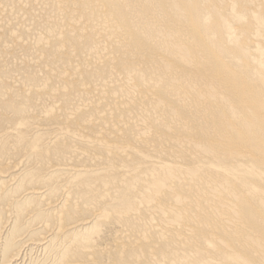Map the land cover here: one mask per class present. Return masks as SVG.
Instances as JSON below:
<instances>
[{"label":"rangeland","instance_id":"1","mask_svg":"<svg viewBox=\"0 0 264 264\" xmlns=\"http://www.w3.org/2000/svg\"><path fill=\"white\" fill-rule=\"evenodd\" d=\"M76 1L79 2L80 0H76ZM259 1L264 2V0H259ZM95 2H98V3L95 4ZM0 3L2 4L0 6L2 8H4V12H5V13L4 12L0 13V193L2 194L0 196V250H3V251H0V264H18V263L19 264H61L62 261H63L62 262L63 264H72V262L69 260L73 261L74 259H76V260L73 261V264H77V263L79 264V262H80V264H118V262L120 260L121 261L119 262V264H138L137 259H138V262L140 261L139 264H187V263L188 264H196L197 259H198L197 263L206 261V264H207L208 262H211L210 261L211 258L212 259L214 258L213 261L215 260V262H213V263L211 262L210 264L219 263L220 261L221 262L219 264H221V263L222 264H232V263H227L224 260H222L223 258H225L226 255L222 256L223 257L222 258L221 255L220 256L215 255L214 257H210L208 254H205L206 250L204 248L207 246L206 238H210L211 236L205 234L206 235L205 240H203L204 237H202L203 239L202 238L198 239V236L196 237L197 231L201 230V231H205V233H208L209 230H207L206 227L208 228V226H209L208 229H211L210 233L211 232L213 233L217 230L219 232V234L223 237V239L228 240L229 237L233 236L232 232H233L234 228L238 225V223H239V225L244 223V221H245V219H243L244 216H245V218L247 217L248 220H251L254 213L261 212L262 216L264 217V210H262L261 206L258 203L260 198L258 196H255L256 194H254V189L256 187H259L256 190L262 189L264 187H261V185L257 184V182L259 180V178H258L259 172H257L258 167L255 164H251V165L247 166L248 167L247 170H243L239 167L238 164H235V162L232 161V159H229L228 157L222 158V156H219V155L215 156L212 153H211L212 156L210 153H207V155L205 154L206 155L205 156L204 155L205 152L203 150H202L203 153H202V151L201 152L198 151L201 149H199V147L197 148L196 144H195V146L197 149H195L194 144H192L194 142L190 141L192 139L188 135H192V137L197 136L198 138H200L202 136L207 135V130H208L209 134L212 131V129L210 128L211 126L206 125L205 121L200 119L201 120V122H200V120L195 119L198 117L201 118L200 116H202V115L200 113H198V115H197V113L195 111V108H197L196 107L197 105H195L196 104L195 101L197 100L196 99L197 95L194 92V90H196V88H194L193 84L196 83L197 85L195 87L198 88L199 84H201L202 80L205 79V80H207V82H211L214 86L218 87L219 82H218L217 78H215L214 72L211 68L213 66V63L212 62L204 63V62L200 61L202 64L199 67L195 66V68L192 69V71H193L192 72L190 70L191 67H188L187 63L181 62V57H178L180 54L177 56V54L179 53L178 51H177L178 53L173 52L170 50L171 48H169V50H167V48L164 47L162 44L163 52L159 56H161V59L164 60V63L162 62L163 64L157 63L158 66L155 68L146 66V64H144V63L141 65V63L144 61L145 55L136 54V55H134L135 57L134 56L129 57L130 58V62L128 64L129 66H127V65L119 66L117 63H119L124 58H126V56H124L126 54L123 50V47L126 44H130L132 41V38H131V34L125 33V31H123V29H121L122 32L120 30H114V32H106L105 31V27L103 25V22H107V18H106V16H104V12L109 9V4H108V2H106V0H94V2H93L94 5L92 7L86 8V10L85 9L84 10L79 9L77 6L74 5V3L71 0H57V1H55V0H0ZM99 3L101 5L103 4V6L101 8L104 11L100 10L99 6H97V4H99ZM59 4H61L63 6L64 11L59 10V7H58ZM5 5H6V7H5ZM44 7H45V9H44ZM151 7H152V4H150V3L145 7L144 11H147L150 13V15L146 18H150V19L153 17L157 18V15L151 14V12H150ZM10 12H11V15L9 14ZM1 14H3V15L1 16ZM159 16H161V13ZM57 18L59 20H57ZM54 19H55V21H54ZM70 20H72V22H74L73 20H75V24L70 22ZM130 21H131V19L129 18L128 23ZM144 21H145V19H144ZM78 24H79V26H78ZM244 25H245L244 27L248 26L246 23ZM73 26H75V28H73L74 31H76V32L80 31V33H86V34H82L81 36L78 35V36H76V38H75V36H73V39H79L81 43L83 42L82 43L83 48L82 47L78 48L77 47L78 44L77 45L75 44L76 40L70 39L68 37V36H70V34L67 33L68 31L66 28L73 27ZM236 27H237V29L240 28V26H236ZM93 28H94V30L96 28V30L94 31ZM84 29L86 30V32H82ZM90 32H92V33H90ZM54 33H55V35H54ZM64 33H65V35H64ZM143 33H144V37H143L144 39L140 41V44H149L150 41L154 39V37L149 36L150 34L147 36V34H148L147 32H143ZM133 34H136V33H133ZM63 38H64V40H63ZM166 38L167 37H165V39L164 38L158 39L160 42V45H161V43H163L161 40L164 41V40H166ZM171 39L169 42L174 41L173 39L172 40ZM41 40H43V41H41ZM120 41L122 42V44ZM119 42L121 45L119 44ZM256 42H257L256 39L250 41L249 46H251V47H253V49H255ZM92 43H94L95 46L92 45ZM199 44H202V43H199ZM91 45H92V48H94V49L96 48L97 50L98 49H100V50L107 49L106 51L110 50V51H112L111 53H116V54L119 53L118 55L121 56L122 59H117L114 62V64H110V63L103 64V65L101 64L102 66L100 65L99 68H96V66H94L93 62L90 63V61H91V59L89 60V58L91 57L89 55V53L91 54L90 50L87 51L88 50L87 48H90L89 46H91ZM166 46H167V44H166ZM98 47H100V48H98ZM102 47H106V48L101 49ZM76 49H78V50H76ZM83 51L84 52L86 51V52L84 53ZM71 52H74L73 57H71L72 55H70ZM82 52L85 54V56H83L84 54ZM163 53H164V55H163ZM162 55H163V57H162ZM68 57L70 58L69 61H70L71 65L69 63V65L67 66L66 62L68 60ZM49 58H51V59H49ZM72 58H74V59L72 60ZM87 58H88V60H87ZM142 58H143V60H142ZM196 58H198V56H196ZM141 60H142V62H141ZM62 61H63V64L61 63ZM131 62L134 63V65L138 64L137 65L138 67L136 66L137 68L134 69L135 73H134V70L130 71L129 73L127 72V74H129V75H127V78H125L126 73H124V72L126 70H128V67L130 69ZM165 62L168 63L169 65L166 64ZM87 63L91 67L86 68L88 66ZM72 64L75 65L74 66L75 68L73 69L74 71H76V69L77 70L80 69V71H82L83 67H85L87 69L88 73L86 72V69L84 68V70L82 72H86L85 74L82 73L83 75H81L80 74L81 72L79 73V71H78V73H79L78 74L76 71L75 72L76 74L74 73L75 74V76H74V74H73L74 71L72 69H70ZM65 65L67 67L70 66V68H67ZM159 66H161V67H159ZM165 66H167V67H165ZM168 66L171 67V69ZM79 67H82V68H79ZM94 67L96 69H98V71H96V69H94ZM89 68H91L90 69L91 71L89 70ZM110 68H112L113 71L110 70ZM167 68H169V69H167ZM176 68L178 70H176ZM147 69H149V72ZM206 69H209L212 71L209 73V75L204 76L203 77L204 79L203 78L200 79V77L194 76V74H197L198 72L204 71ZM94 70L97 73H94ZM99 70L101 72L104 71L103 73H105V74H103V73L99 74ZM109 70L111 72H109ZM163 70H164V72H163ZM168 70H170V71H168ZM179 70H180V72H179ZM153 71L157 72V73L155 72L156 75ZM49 72H51V74H53L52 72H54V74H53L54 76L52 75L53 76L52 77ZM55 72H57L58 75ZM139 72H141L143 74H141ZM108 73H110V74H108ZM137 73H138V75H136ZM169 73H170L171 77H170V75H168ZM189 73L191 76L189 75ZM245 73H246V68L243 67L239 75L245 76ZM55 74H56V76H59V75L60 76L56 77ZM97 74H99V75H97ZM102 74L104 76L101 77ZM121 74L123 76V79L121 78L122 76H120ZM153 74H154V76H152V78H151V75H153ZM183 74H185V75H183ZM142 75H144V76H142ZM163 75L167 78H164ZM61 76H63V77H61ZM128 76H131V80L129 79ZM157 76H158V79H157ZM143 77H146L144 81L142 80V79H144ZM159 77H160V80H159ZM174 77H175V79H174L175 81L173 80ZM60 78H62V79H60ZM149 78L151 80L150 83H149ZM188 78H190V80ZM128 79H129V82L127 83ZM132 79L133 80L135 79V81H133ZM161 79H162L163 83H162ZM176 79H178L177 80L178 82L176 81ZM179 80H181L182 82L181 81L179 82ZM152 81H153V83L151 84ZM159 81H161V82H159ZM186 81H187V85H186ZM245 81H247V80H245ZM135 82L137 83L136 85L130 84V83H135ZM145 82H147L146 86H144ZM169 82H171V83H169ZM174 82H175V84H174ZM85 83H87V84H85ZM161 83H162V85H161ZM78 84L80 87L83 85L84 86L88 85L87 87H88V89L91 88V91L89 93H85L86 91H84V90L81 91L83 88L82 87L77 88ZM81 84H83V85H81ZM89 84L90 85L94 84L96 86L95 88L98 87V89H95L94 86L90 87ZM142 84H144V85H142ZM156 84L158 85V87ZM127 85H129V86H127ZM131 85H134L136 87L134 88V86H131ZM150 85H152V86L156 85L155 86L156 88L155 87L153 88ZM171 85H172V87L177 86L176 88H178V90L181 93L176 89H174L175 90L174 91L172 88V91H174L175 93L177 92L176 94L174 92H173L174 94H172L171 90H169V89L167 90V88H169V86H171ZM247 85L249 86V82L247 83ZM51 86H53V88L56 87V89H54V91H53ZM188 86H190V87H188ZM101 87H102V91L100 92L99 89H101ZM139 87H141V89H143L142 90L143 92H141V94H140L139 89H138ZM75 88H77V89H75ZM93 88L95 90H93ZM49 89H50V92H49ZM78 89L80 91L77 92ZM127 89H130V91ZM137 89H138V93H136ZM170 89H171V87H170ZM252 89H254V88H252ZM256 89H255V91L254 90L252 91L253 94H255V92L258 91ZM55 90H57V91L55 92ZM96 90H98V91H96ZM184 90L187 92H191L193 90L194 93H192V98L189 97V99H188L187 97L182 96L183 92H185ZM74 91H75V93H74ZM132 91H134V92L131 93ZM154 91H155V95L152 96V94H154ZM51 92L52 93L54 92L55 94L54 93L52 94ZM60 92L63 93L62 95L64 97H62ZM68 92H70V93L68 94ZM76 92L79 95H77ZM95 92H96V94L99 92L98 96H96L94 94ZM151 92H152V94H149ZM71 93H72V95H73V93L75 95L70 97ZM123 93L124 94L126 93V96H125L126 98H127V95L129 94L127 100H125ZM135 93H136L137 97H136ZM178 93L180 94L179 96L182 98L177 96ZM65 94H68V95H65ZM99 94H101V96H100L101 98L99 97ZM114 94H116V95L113 96ZM120 94L123 96L122 98H124L123 101H121L122 99H121ZM131 94H133V95H131ZM144 94L146 95V97L144 96ZM57 95H59L61 97H58ZM88 95L91 97V99H90V97L88 98ZM102 95H107L109 98L105 97V96L103 97ZM110 95L113 97H111ZM130 95L135 99V101H133L132 97L129 98ZM150 95L152 96L153 99L150 97ZM143 96H144V99H143ZM68 97H70V100H68L69 99ZM92 97L94 99L97 97L100 98V102L103 101V104H102V102L101 103L99 102L98 98L94 100ZM114 97H118V98H114ZM139 97H141V98H139ZM154 97H156V98H154ZM172 97H176V98L178 97V98L176 100V98L172 99ZM199 97L200 96H197V98L200 102L201 101H202V103L205 102L204 97H201L202 99ZM64 98L67 99L68 101L65 100ZM131 98H132V100H131ZM89 99L91 100V102L88 103L87 100H89ZM103 99H106V100L104 101ZM118 99H121V100H118ZM141 99H143L144 101L143 100L141 101ZM146 99H148V100H146ZM239 99H240V97H237V98L235 97L232 102L236 103ZM152 100H154V102H153L154 104L156 101V105H155L156 111L153 110V108H152V106L154 107V104L151 102ZM181 100L186 101V102L184 101V103H185V104L183 103L184 105H182L181 102H183V101H181ZM189 100L191 101L190 103H189ZM94 101H97L96 104H100V105L98 106V105L92 103ZM110 101H112L110 103L111 105L108 104ZM115 101H119V102L116 103ZM132 101L135 103L137 102V103L133 106L131 104ZM159 101H161V102L163 101L164 104L159 103V105H157V102H159ZM114 102L117 104V106H116V104H114ZM149 102L152 103L153 105L149 104ZM141 103H143L145 106ZM14 104H15V107H14ZM113 104L115 105V107H118L121 104L122 108L120 107L121 106L120 105L117 109L118 112H116V108L113 106ZM126 104H128V106H126ZM8 105H10V106H8ZM89 105L91 106L90 108L88 107ZM139 105H142L144 107H142V106L140 107ZM150 105H152V106H150ZM168 105H169V107H171L170 110L168 109L169 107H167ZM212 105H214V107H217L220 110L223 109V104L220 102L219 97H217L215 99L213 98ZM54 106H56V107H54ZM85 106H86V108H85ZM94 106H96V107H94ZM112 106L114 109L111 108ZM161 106L163 107V109H165L164 106L167 108L164 111L167 113L166 115L163 112V109L161 108ZM189 106L192 107V110ZM92 107H93V109H92ZM82 108H85V109H82ZM87 108H88V110L90 109L92 111V113H94V114L92 115L90 110L88 111ZM188 108H190V109H188ZM19 109H21V110H19ZM171 109H173V110L175 109L177 114L175 112L172 115L170 112L173 110H171ZM83 110H84V112L87 111L86 114L84 112L82 113ZM119 110H120V112H119ZM151 110L155 111L156 113H154ZM77 111H80V113ZM95 111L97 112V115H96ZM98 111H100V114ZM103 111H104V113L106 111V113L105 114L102 113ZM112 112H113V114L114 113L115 114L114 115L111 114ZM162 112H163L164 116H166V117H164V118L162 117L163 116ZM190 112L192 115H190ZM53 113H55V114H53ZM75 113H76V115H75ZM81 113H82V115L84 114V117H83L84 120L82 119V115L79 116ZM71 114H74V115H71ZM98 114L104 115L105 119H107L106 117H108L109 119H107V120L111 121L112 123L111 122H109V123L104 122L102 120H100L101 122H99V120H97V119L95 120V122H93L94 118H97V116L99 117ZM110 114H111V118L112 117L114 118L113 120L110 118ZM157 114L159 115V117L160 116L161 117L159 118L157 116ZM168 114H170L169 117H168ZM48 116H49V118H48ZM70 116L72 118H70ZM86 116H87V118H86ZM93 116H95V117H93ZM156 116L160 120L159 121L156 120V122H155V119H157ZM170 116H171L172 120L170 119ZM175 116H177V118H176L177 121L179 119H181V121L180 120L178 122L173 121V120H175V118H174ZM228 116H230V120H232V119H233V121H239L240 120V117L236 118V117H233V115H231V114H229ZM42 117H46V118L42 119ZM53 117H54V119H53ZM55 117H57V118H55ZM62 117H63V119H62ZM75 117H76L77 121L75 120L74 121L75 124H74V122L72 124V121L75 119ZM78 117H80V118H78ZM118 117L121 118L120 121L122 123L125 121L124 127L122 126L123 124L121 125V122L119 121ZM126 117L130 121L127 120ZM178 117H180V118L178 119ZM58 118H59L58 121L60 123L63 121L62 122L63 124L62 123L60 124L58 121L54 122V120H57ZM64 118L67 119L65 121H68V119H71V120H69L68 122H65ZM85 118H86V120L87 119L88 120L86 121ZM147 118H149L148 119L149 121H147ZM234 118H236V120ZM50 119H51V121L53 120L51 122L52 124L49 122ZM107 120H105V121H107ZM163 120L165 122H168V123L164 122L165 125L162 124ZM182 120H184L185 122H183ZM186 120H188V121H186ZM89 121L92 122V125L88 124V123H90ZM97 121L101 124H99ZM157 121L159 123H157ZM172 121L174 123H176L177 125L174 123L171 124ZM38 122H40V123L38 124ZM56 122H57V124H60L61 126L60 127L57 126ZM76 122H77V126L74 128L73 126L76 125ZM84 122H88L87 125ZM118 122H120V123H118ZM141 122H142V124H141ZM179 122H180V124H179L180 127L178 126ZM64 123L66 124V126L68 125V127L71 124L72 125V126H70L71 129H70V127L69 128L66 127L64 125ZM78 123L80 125L81 124H83V125L79 126ZM106 123H108V124H106ZM146 123H148L149 125L147 126ZM184 123L185 124L188 123V125L187 124L186 125H187L188 129L191 130V133H187L188 131H186V133L181 131L184 128H186V130H187V127L184 126L185 125ZM54 124H56V125H54ZM104 124H106V125H104ZM127 124L128 125L130 124V125L128 126ZM138 124H141V125L138 126ZM181 124H184L183 127H181ZM160 125H161V127H160ZM125 126H127V127H125ZM141 126L143 127L142 129H140ZM170 126H172V127L169 128ZM62 127H63V129H62ZM65 127L67 128V130L69 132L64 129ZM145 127H146V129H148V128L149 129L146 130V129H144ZM167 127L169 128V131L170 130H172L173 132L175 131L174 132L175 134L173 132L171 133V131L168 132L167 131L168 129L165 130V128H167ZM105 128H107V129L109 128L108 130H110V132L106 133L107 129H105ZM200 128H201V130H200ZM209 128L211 129V131ZM1 129L2 130L5 129V131H1ZM145 130L147 133H149L151 131L153 134H151V132L149 134H146L145 132H143ZM70 131H71V133L73 132L72 134H74L75 136L72 134H69ZM75 131L77 133H79L78 134L79 136L82 135V137H80L81 139H79V137H77L78 135L76 134ZM153 131L156 132L155 136H157L154 139H153V137H154ZM200 131H202L203 133H201ZM176 134L177 135L180 134L179 136H183L189 142H187L183 137L175 136ZM131 135H133V136L131 137ZM134 135L135 136L137 135L138 137L136 136L137 138L136 137L133 138ZM141 135H142V137L140 138ZM143 135H145V136H143ZM173 135L176 137V139L174 138ZM93 136L95 137L94 141L91 140L94 138ZM119 136H121V137L115 140V138L119 137ZM166 136H167V138L165 139ZM144 137H145V139L143 140L142 138H144ZM170 137H172V138H170ZM82 138H84V139H82ZM139 138L142 139L143 143L140 142L141 140ZM168 138H169V140H168ZM189 138H190V140H188ZM70 139L75 141V142L71 143ZM97 139H99V141ZM103 139H105V140H103ZM133 139H134V141H133ZM164 139H165V142H167L166 144L163 141ZM171 139L177 140V142L174 141V143H173L174 145H173L172 144L173 141H171ZM181 139H184V140H181ZM95 140H97V141H95ZM100 140L102 141V143L99 144L98 142H100ZM107 140L109 141L108 143H110L113 147L115 146L114 150L109 152V155H108L107 150H101V149H104L103 145L107 144ZM117 140H118V142H117ZM136 140H138L137 142H140V143L137 144ZM145 140H146V145H140V144H144ZM158 140L159 141L161 140V141L159 142ZM178 140H180V141H178ZM77 141L80 143H78ZM185 141H186V144H185ZM22 142L23 143L25 142V144H23ZM81 142L83 143V145H81L82 144ZM147 142H149V144ZM155 142H156V144H155ZM179 142H181L180 144L184 143V145L182 144V146H185L182 148L183 151L181 149H179L180 148ZM61 143H62V145H61ZM75 143H76V145H75ZM84 143H86L88 146H85ZM133 143H135V144H133ZM176 143H177V146H176ZM189 143H191L190 146L192 145V148H193L191 150H190L191 147L189 146ZM57 144L58 145L60 144V147L59 146L54 147ZM93 144H95V145H93ZM123 144H125V145H123ZM129 144H132V146ZM153 144H154V147H153ZM64 145H66L65 148H64ZM68 145H71V149H73L74 152H72L73 150H68V148H70V147H68ZM91 145H93L95 147H99V149L96 148L95 151H93L94 149L92 150V148H95V147H93ZM147 145H150V146L146 147ZM61 146H63L64 149ZM160 146H163V147L165 146V147L164 148L162 147L163 148L162 149ZM243 146H244V143L242 141L239 144V150H242ZM88 147H90L91 152H90V150L85 151L88 149ZM187 147L189 149H187V150L184 149ZM20 148L22 149V151L19 150ZM177 148L179 150H177ZM59 149L60 150L62 149V151L61 152L58 151ZM160 149H162V151H160ZM64 150L66 152H68V151L71 152V153L68 152V154L70 153L68 155L69 160H68V157H66L67 156L66 154H65L66 156L65 155L61 156V153L64 152ZM99 150H101V151H99ZM193 150L196 151V153ZM82 151L85 153H83ZM97 151H98V153L95 155V153ZM115 151H116V153H115ZM172 151L176 154V157L179 155L178 157H182V158L180 159L177 157L178 158L177 159L175 157V154ZM256 151L257 150L255 149V150H253L252 153H249L248 150H246V149L243 150V152L247 156H249V158L257 159L258 155L256 154ZM4 152H6V153H4ZM7 152H9V153H7ZM99 152L100 153L102 152V153L100 154ZM104 152H107V153H104ZM161 152L162 153L164 152V153L162 154ZM52 153H53V155H52ZM58 153H60V155ZM89 153H91V154L93 153L94 155L92 154V156H91V154H89ZM111 153H115V154H112L114 156V158H113V156L111 157ZM179 153H183V154L181 155ZM185 153H186V155H185ZM187 153H192V154L190 156V154H187ZM34 154L35 155L39 154V155L38 156L36 155V158H35ZM74 154H76V155H74ZM84 154H87V155H84ZM106 154L108 156H110V158H108V156ZM159 154H161V155H159ZM172 154H174V155H172ZM196 154L201 155V157L198 155L195 156ZM71 155H72V157H70ZM81 155H83L84 157L88 156V158L87 157L85 158L87 160H85L84 157L82 158ZM89 155H90V157H89ZM104 155H106L105 156L106 159H105ZM4 156H6V157H4ZM54 156H56L57 158H55ZM59 156H61V157H59ZM119 156H122L120 158V160L118 159ZM169 156H171L170 157L171 159L169 158ZM41 157H42V159H40ZM91 157H92L93 161L91 160ZM97 157L98 158L103 157V159H95ZM58 158L61 159V161H63V159H64V162H61ZM107 158H108V160H107ZM187 158H189V159H187ZM196 158L198 159V161L196 160ZM214 158H216V159H214ZM43 159H44V161H43ZM45 159L47 161L49 159L51 162L49 164H47V161ZM54 159H56V160H54ZM174 159L178 160V161H174ZM183 159H185V160H183ZM205 159H207V160L205 161ZM88 160H90V161H88ZM97 160H98V162L100 160V163L102 162V164L95 163ZM65 161H67V162H65ZM115 161L117 163H115ZM121 161L123 162L122 163L123 165L120 163ZM183 161H184V163H183ZM111 162L115 163V165H117V166H119L118 163H120L121 165L119 167H117V166L115 167V165L112 164ZM67 163H69V165ZM104 163H105V165H104ZM110 163L112 165H110ZM62 164H64L67 167H65L64 165L61 166ZM94 164L95 165L97 164L98 166L97 165L95 166ZM107 164H109V165H107ZM101 165H103L104 168ZM99 166H101V167H99ZM194 166H197V167L200 166V171H198V173L196 172V174H198V175L195 174V176H194V173L192 174V172H189V170L191 168H193ZM153 167L155 168L154 170H156L155 173L151 172L153 170L152 169ZM175 167L176 168L178 167L179 169L177 168V171H175L176 170ZM168 168H170V169H168ZM171 168H173L172 171L174 170L173 173L171 172ZM111 169L113 172L114 171L115 172L113 173L111 171L112 172L111 173L110 172ZM159 169H161V171ZM166 169H168L167 172H166ZM108 170L111 174H113V175L115 174V175L113 176V175L108 174L107 173ZM116 170L120 174L117 175ZM179 170H181V172L183 171V173H181V172H180L181 174L178 173ZM209 170H211V171L208 172ZM241 170H243V172H241ZM164 171H165V173H164ZM185 171L187 173L189 172V175L190 176L193 175L194 177L191 178L192 176L190 177L189 175H187V173ZM104 172H106L107 174L105 173V175H104L103 174ZM131 172H133V173L136 172L135 176L130 175V174H132ZM147 172H149L150 174L154 173L153 175L157 176L156 180H158L161 177L164 180L166 179V181H167L166 184L168 185L167 187L168 188L170 187V190L171 189L173 191L175 190L179 195L176 196L177 193H175V191H174L175 194L173 193V191H170V190L168 192L166 191L165 192L166 198H164V195L161 196L162 199L156 197V199H160V201L154 200V202H153L154 204L150 205V201L152 199L150 201H149V199H147L148 194H146V193L148 192V190H146V189H148V188H146V186L148 187V185L153 184V183L149 179L150 175ZM161 172L164 173V175ZM168 172H170V174L172 173L171 177L169 176ZM201 172H204L205 176L203 175L204 173H201ZM176 173H178V174H176ZM209 173H212V174H209ZM216 173H218V174L216 175ZM96 174H101L103 176L99 175V177H98ZM143 174L147 175L148 177L145 175H144L145 177H143ZM159 174L161 176H159V178H158ZM174 174L177 176H175ZM153 175H151L153 177V178L151 177V179L154 182L155 177ZM172 175L175 176L176 178H178L179 180H177L175 177H173L176 180V182H175V180L172 179ZM207 175L208 176L210 175L209 178ZM124 176H127V178ZM165 176H167L168 180L169 179L170 180L168 181ZM231 176H236L237 177L236 181H233L232 183H230ZM163 177H165V178H163ZM229 177H230V180H229ZM110 178H111V181L109 180ZM138 178H139V181L140 180L142 181V179H143L144 183L146 181H148V183L146 182L145 183L146 185H145L144 183L141 182V184L143 186L145 185L144 187H142V186H140L139 181L136 180ZM183 178L185 180H183ZM190 178L193 179L191 182H189ZM203 178H205V179H203ZM207 178H208V180H207ZM210 178H212V181L209 180ZM217 178L219 179V181L217 180ZM115 179L117 181H119V182L114 181V183L116 185L114 183H111L112 180H115ZM124 179H126V181ZM134 179H135V182L132 181ZM146 179H149L151 182L149 180H146ZM224 179H226V180H224ZM38 180H40V181L38 182ZM122 180H124V181L122 182ZM144 180H146V181H144ZM180 180H183V181L181 183H179ZM198 180L199 181L201 180L202 183L199 182ZM204 180L208 182V183L206 182L207 183L206 185H205ZM213 180L218 181V183L216 185L213 184L215 189L214 188L212 189L213 186L211 184H209V183H212ZM129 181H130V183H129ZM225 181H226V183H228L227 185L225 184ZM96 182L97 183L99 182L98 185L96 184ZM131 182L133 184H131ZM136 182H137V184H136ZM149 182H150V184H149ZM192 182H194V184ZM102 183L103 184L105 183L104 185H108L109 187L107 186L108 188H106ZM108 183H111V184L109 185ZM128 183L131 184V186L133 185L132 186L133 188L130 185L127 186ZM118 184H120V185H118ZM183 184H184V186H183ZM219 184L221 187L218 186ZM102 185H103V187H102ZM113 185H115L117 188L116 187H113V188L110 187ZM122 185H123V189L120 188V186H122ZM137 185H139V186H137ZM171 185H173V186L171 187ZM202 185H204V187ZM209 185H210V187L207 188ZM223 185H224V187H223ZM228 185H229V188H227ZM252 185H253V188H251ZM80 186L82 187V189ZM134 186L139 187V188L140 187L145 188V190L144 189L141 190V188H140L141 191L140 190L139 191L140 192L145 191L146 195L144 194V192H142L144 195L142 193L141 194L144 197H146V199L148 200L149 203L145 199L147 205L149 204V206H151V208H147V209H149V210H147V213L145 211L146 209H144V208L149 207V206H147L145 201H143L144 200V199H142L143 197L141 198L142 200L141 199L138 200L136 197H134V196H138V194H139V192L137 191L138 189H136ZM180 186L183 188H181ZM215 186H217V188H219V189L217 190ZM230 186L232 187L231 188L232 190L230 189ZM239 186H241L242 188ZM77 187L80 190H82V191H80V193L78 192L79 189ZM174 187H176V188H174ZM195 187H198V188H195ZM102 188L105 190H103ZM124 188H125V190H124ZM134 188L136 189L137 192L136 191L135 192L137 194L135 192H131L132 191L131 189H134ZM127 189H129L130 191ZM182 189H184L183 193H182ZM222 189L224 191L225 190L226 191L224 192ZM114 190H115V192H114ZM165 190H168V189L166 188ZM219 190L221 193L219 192ZM251 190H253V192ZM110 191H112L111 194H110ZM191 191L193 193H191ZM227 191L229 192V194H226V193H228ZM102 192H104L103 194H108V192H109V194H110V195L108 194L109 196L104 195L106 197L108 196L107 197L108 199L106 198L107 200H105L104 197L101 196ZM206 192H207V194H206ZM208 192H209V194H208ZM214 192H216V194ZM232 192H234L235 194H233ZM249 192L251 194H249ZM115 193H117V194H115ZM118 193L124 195V197L119 196L120 200L117 197L119 195ZM131 193H133V194H131ZM196 193H200L199 194V196L201 195L200 197H202L203 193H205V195H203V197L200 199L199 196H196ZM231 193L233 194V196L235 198L232 196ZM82 194H85V195L83 196ZM128 194H129V196H128ZM149 194H151V192ZM245 194H247V195H245ZM81 195L83 197H81ZM99 195L103 198L102 203H99V201L101 202V200H100L101 197ZM140 195H139V198L141 197ZM220 195H221V197H220ZM228 195H230L231 197L230 196L226 197ZM96 196H98V197H96ZM127 196L129 198L131 197V199H129V198L128 199L132 200L131 202L133 204L135 203V205H136L139 202H141V204H142V202H143L146 205V207L143 208V206L140 207V206L136 205V207H138L137 212H136V209H134L135 205L133 207L132 203L128 200H127L128 204L126 203L125 199L127 198ZM33 197H36V198L33 199ZM42 197H44V199H42ZM87 197L89 199H87ZM170 197H171V199H170ZM11 198H13L14 200ZM28 198H31L33 200V202L31 201V199H28ZM37 198H39V199L37 200ZM109 198H111L112 200ZM211 198H212V200H210ZM66 199H67V201H66ZM134 199H136V201L138 200L139 202L138 201H137L138 203L136 201L134 202ZM168 199H170V200H168ZM178 199L180 201L182 200V202H180ZM219 199H221L222 202ZM226 199L230 203L228 201H226ZM10 200H11V202H10ZM162 200L164 203L162 202ZM207 200L209 203V204L207 203V205H209V207L206 206ZM209 200H210V202H209ZM29 201H31V202H29ZM95 201H97V202H95ZM169 201H171L173 204L169 205ZM197 201L200 204V206L202 205L201 207L204 209L202 211L204 212L205 215L203 214V212H201V210H200L201 207H199L200 209L198 208L200 211L197 210L196 207L199 206V204L196 203ZM27 202H29L30 204H28ZM120 202H121V204H120L121 206L126 204L125 208L127 209V207H128V212H126L127 210L124 208L125 209V210H123V211H125V213H124L122 211L123 207L121 208V206L119 208ZM156 202H157V204H159V202L160 203L162 202L163 205L166 202V206L168 208L169 207H171V208L168 209L167 207H165L164 210L166 213L160 212V213H162V214H160L158 211H156V210L154 211V205H156ZM189 202L193 206H191V204ZM212 202H214L213 204H216V205H214L216 208L213 207V205L211 204ZM223 202L225 205H223ZM247 202L249 205L245 204ZM18 203H20V204H18ZM174 203H175V206H174ZM178 203H179V205H178ZM183 203H185L187 205V207L184 206L185 204H183ZM7 204H9V205H7ZM99 204L101 205L99 207H102L101 209L98 207ZM182 204H183V207H182ZM210 204H211V206H210ZM218 204H220L221 206L219 205V207H218ZM17 205H20L21 207L18 206V207H20V208H18ZM70 205H72V206H70ZM152 205H153V207H152ZM250 205H252V206H250ZM109 206L113 210L110 209ZM114 206L115 207L118 206V207H116V209H115ZM234 206H235V208H234ZM71 207L75 208V210H77V208H78L77 212L75 210H73V208L71 209ZM139 207L141 210L139 209ZM184 207H186V211L184 212V210H183L181 221L183 223L185 222L184 226L187 225V223H189V225L192 226L190 228V230L192 229V231H188L189 234L186 235L187 236L186 238L189 237L190 238L189 240L193 241L191 243L192 248L187 242H184V240H182L183 245L188 244L187 246H184L185 249L187 248L186 250L184 248L182 249L183 245H181L182 242L179 240H176L174 242L172 241L173 242L172 247L171 246L170 247L162 246L161 244L165 243V241H163V240L161 241V239H163V237L161 238L162 235L166 234V232L169 230L173 231L175 228H179L180 226H183L182 225L183 223H180L181 222L180 219H179V222H177L178 220L176 219V217L173 214H171V212L172 211L176 212L177 209L184 208ZM5 208H6V210H5ZM117 208H119V211H122L124 215L123 214L120 215L121 212L116 211V210H118ZM172 208H173V210H170ZM209 208L211 211L209 210ZM228 208H230V211H233V209H235L234 213L235 214L237 213L235 216L239 217V218L235 217L234 214L232 213L233 214V220L235 222L237 221L236 223L234 221H232L231 218L220 220V218L218 217V214H219V216H220V214H222V212H223L222 209L225 211V210H228ZM98 209H100V210H98ZM105 209H106V212L108 214V215L106 214V216L108 218H106V217H104L105 219L101 218L104 220V222H102L103 220L100 221L101 219H98V218L103 217V215L105 216L106 212H103V211H105ZM18 210H20V211H18ZM107 210H109V211H107ZM131 211H132V213H136V214H133L134 217L139 214V216H137L138 218L135 217V220H134L132 213H130ZM142 211L146 215L144 213H142ZM150 211H154L156 213L153 214V213H150ZM71 212H73L74 214L73 213L71 214ZM190 212L194 216H192L190 214ZM57 213L59 215L58 217H57ZM214 213H216L215 216L217 218L214 216ZM60 214H62V215H60ZM125 214H127V215H125ZM128 214L132 218H130V216ZM164 214L166 215V217L163 216ZM184 214L186 215V217ZM208 214H209V217L207 216ZM153 215L159 216V217L155 216V219H153V220H156V222H153L151 220L154 217ZM195 215H197V216L199 215L200 217L197 218ZM118 216H121V217H118ZM123 216L125 217L126 220L123 218ZM128 216H129V219H128ZM170 216L171 217L174 216V217L170 218ZM211 216L213 217L212 220H210L212 218ZM59 217L62 218V221L60 224L58 222ZM145 217H147V218L151 217V218L147 219ZM161 217H163L162 219L169 218L170 222L172 221V223L173 222H176V223L175 224L173 223L174 226L169 222L167 224L166 222L169 221L168 219L167 220L164 219L165 221L164 220L163 221L165 223H163L161 220ZM189 217L192 218L194 221L189 220L190 219ZM194 217H196L199 220V222ZM121 218H122V220H125V221L122 222ZM158 218H160L161 223L158 220ZM107 219H109L110 221H108ZM118 219H119V221H117ZM127 219H128L127 223H130L131 219H133L131 221L132 224H134L137 220L136 223H138V225L141 224L139 226L140 230H139V227L137 226L136 223H135L136 225H134L135 227L132 224H130V226H132V227L128 226L129 224L126 223ZM138 219L142 223L144 221V224L142 225L141 222L139 223ZM143 219H145L146 221ZM157 220H158V222H157ZM252 220H253L252 222H254V224H261V222H262L261 220L260 221H256L254 219H252ZM133 221H134V223H133ZM148 221H150L151 223H149ZM186 221H188V222H186ZM206 221H208L209 223H206ZM226 221H228L229 223H230V221H232V223L229 224L228 222L226 223ZM120 222H122V223H120ZM204 222L206 223L205 225H204ZM125 223L127 224V225H125L126 227L123 225ZM153 223H155L156 227L158 226L159 229L163 228L164 230L166 229V231H164L162 229L158 230V228H156V227L151 228V226H155V224L153 225ZM162 223H163V225H165L164 226L165 228L162 226ZM177 223H179L180 226ZM147 224L150 225L149 226L150 230L148 228L146 229V228L142 227L145 225L148 227ZM160 224H161V227H160ZM170 224L173 227L170 226ZM197 224H198V226H197ZM207 224H208V226H207ZM210 226H211V228H210ZM215 226H216V228H215ZM127 227H129V230ZM132 228H134V229L138 228V229H137V231L136 230L134 231V229L132 230ZM212 228H213V230H212ZM141 229H144L143 231H145V233L147 232L146 234H144V232L142 231V233L144 234V238H143V234H142V237L137 236L138 238H142L143 240L142 239L139 240L136 237V235H139L138 232L139 231L141 232ZM154 229H156L158 231V232L155 231V234L157 232L156 236L159 234V232L162 233L160 235V237H158L156 239H155V234L153 231ZM149 231L150 232L152 231L151 233H153V234H151ZM227 233H229V234H227ZM67 234L72 235V237L74 236V239H72ZM148 234H150L152 236V238ZM140 235H141V233H140ZM145 235H147V237H148V240H149L148 244H147V242H145V241H147V238H145ZM131 236H133L134 238H131ZM153 236H154V238H153ZM69 237L71 239L70 241L67 240ZM124 237H126L127 239L129 238L128 240L132 239L131 242H133V241L136 242L135 246L140 241H141L140 243H142V241H144L142 243L143 245H141L143 248L140 249L141 246H136V247L131 246L130 243H128V240H124L123 241L124 243L119 242V241H122V239ZM134 239H136V240H134ZM153 239H154V241H153ZM5 240H7V241H5ZM72 241H74V242H72ZM76 241H79V242L77 243V245L74 246L73 244H75ZM194 241H196V242H194ZM70 242H72V243H70ZM126 242H127V244H129V245H127L128 247L125 246ZM176 242H178L179 244ZM119 243H121L123 245H121ZM140 243H139V245H140ZM151 243H153L154 248L152 246L151 247L149 246ZM174 243H176V244H174ZM66 244H68V245H66ZM94 244H96V245H94ZM175 245H177L176 248L181 247V248H179L181 252L174 247ZM193 245H195L196 246L195 248H197L200 252L202 251L200 254H203L202 256L205 258L200 257L201 255L197 254L198 250L195 249ZM91 246H92V248H91ZM156 246L158 248H161V250H163L162 251L163 254H162V252H159L157 250ZM70 247L73 250L77 248V250L70 251V253L73 252V254L69 255L68 252H69V250H71ZM124 247H125V249H124ZM43 248L44 249L46 248V250H44ZM80 248L83 250V252H82V250H80ZM138 248H139V250H138ZM188 248H191L192 250H189ZM92 249H94V250L92 251ZM126 249H129V250H126ZM154 249H155V251H154ZM168 249L169 250L171 249V251H172V253H170L171 251L169 252L170 255L166 251ZM173 249L175 250V252H174L175 255L173 253ZM84 250H87V252H85ZM89 250H91V251H89ZM150 250L153 251L154 253L152 254V252ZM188 250L190 251L191 256H190V254H187V253H189ZM193 250H194V252H193ZM103 251L104 252L108 251L109 253L108 252L104 253ZM137 251L138 252L140 251L139 254H142V256L141 255L139 256V254H137L138 253ZM148 251H150V252L148 253ZM93 252H95V253H93ZM101 252H103L104 254H101ZM116 252H117V254H116ZM144 252H145V254H144ZM182 252H185L187 256L185 255V253H182ZM81 253H82V255H81ZM91 253H93V254H91ZM123 253H124L125 257H123ZM150 253H151V255H148ZM176 253H178V254H176ZM192 253L197 254L196 260L194 259L195 254L192 255ZM24 254H25V256H24ZM78 254H79V258H78ZM83 254L86 256V258H84V259H86L85 261H84V259L80 258L81 256H82V258L84 257ZM100 254H101V256H100ZM171 254H173L174 256ZM64 255H65V257H64ZM74 255H77V258H75V257L71 258V256H74ZM116 255H117V257H115ZM133 255H135V256H133ZM137 255L139 256V258L136 259ZM152 255L154 258L152 257ZM162 255H164V257L166 259L163 258ZM165 255L167 257L169 255V258H167ZM91 256H92V258H91ZM132 256L135 258H133ZM150 256L152 257V259L150 258ZM208 256L210 257V258H208L209 260L207 259ZM11 257L14 260H12ZM16 257H17V259H15ZM23 257H24V259H23ZM120 257H123L124 260H122L123 258L119 259ZM188 257H189V259L191 257H193L192 258L193 260L192 259L188 260ZM93 258H94V260H93ZM64 259H67V260L69 259V260L68 261L66 260V262H67L66 263L64 261ZM77 260H79V261L77 262ZM147 260L149 263H145V262H147ZM150 260H152L153 263ZM82 261H84V263H81ZM94 261H96V262L94 263ZM193 261H195V262H193ZM198 264H203V263H198Z\"/></svg>","mask_w":264,"mask_h":264},{"label":"bare ground","instance_id":"2","mask_svg":"<svg viewBox=\"0 0 264 264\" xmlns=\"http://www.w3.org/2000/svg\"><path fill=\"white\" fill-rule=\"evenodd\" d=\"M55 1H57V0H55ZM73 3H74V5L75 6H77L79 9H85L86 10V8H88V7H92L93 5H94V0H80L79 2H77L76 0H71ZM151 1V2H150ZM99 2V1H98ZM98 2H95V4L96 3H98ZM106 2H108V4H109V9L107 10V11H105L104 12V16H106V18H107V22H103V25H104V27H105V31L106 32H114V30H120L121 31V29H123V31H125V33H130L131 34V38H132V41H131V43L130 44H126L124 47H123V50H124V52H125V54L126 55H124V56H126V58H124L122 61H120L119 63H117L119 66H123V65H127V66H129L128 64H129V62H130V56H134V55H136V54H141V55H145V57H144V61L142 62V60H143V58H142V60H141V65L144 63V64H146V66H149V67H157L158 65H157V63H159V64H163L164 63V60H162L161 59V56H159L162 52H163V47H162V44H163V46L164 47H166L167 48V50H169V48H171L170 50L171 51H173V52H177L178 54H177V56L178 57H181V62L183 63H187V65H188V67H191V71H192V69L193 68H195V66L197 67H199L202 63L200 62V61H202V62H204V63H209V62H212L213 63V66L211 67L212 68V70H213V72H214V76H215V78H217V80H218V82H219V85H218V87L217 86H214L211 82H207V80H205L203 77L204 76H207V75H209V73L212 71V70H209V69H206V70H204V71H200V72H198L197 74H194V76L195 77H200V79L201 78H203L204 80H202V82H201V84H199V87L197 88V87H195L197 84L195 83V84H193L194 85V88H196V90H194V92L196 93V95L197 96H200L199 98H201V97H204L205 98V102H203L202 103V101L200 102L199 100H198V98H197V96H196V104L195 105H197L196 107L197 108H195V111H196V113H197V115H198V113H200L202 116H200L201 118H195L196 120H203V121H205V123H206V125H209V126H211L210 128L212 129V131H211V129H210V134L208 133V130H207V135H205V136H202V137H200V138H198L197 136L196 137H192V135H188V136H190V138L192 139V140H190V138L188 139V140H190V141H192V142H194V143H192V144H194V147H195V149H197L198 147H199V149H201V150H198V151H204L205 153H204V155L206 154L207 155V153H212L213 155H219V156H222V158L223 157H228L229 159H232V161H234L235 162V164H238L239 165V167L241 168V169H243V170H247V166H249V165H251V164H255L257 167H258V171L257 172H259V176H258V178H259V180H258V182H257V184H259V185H261V187H264V2H260L259 0H106ZM152 4V7H151V14H154V15H157V18H146V17H148L149 15H150V13L149 12H147V11H144L145 10V7L148 5V4ZM0 5H2L1 3H0ZM43 5V4H42ZM4 6V5H3ZM97 6H99V9L100 10H102V11H104L101 7L103 6V4L101 5L100 3L99 4H97ZM5 7H6V5H5ZM9 7V6H8ZM46 7V6H45ZM45 7H44V9H45ZM59 10H62V11H64V9H63V6L61 5V4H59ZM7 9V8H6ZM10 9V8H9ZM11 10V9H10ZM148 10V9H147ZM12 11V10H11ZM88 11V10H87ZM4 12V8H2L1 6H0V13H3ZM7 12V11H6ZM5 13V12H4ZM94 13V12H93ZM160 13H161V16H159L160 15ZM10 15H11V12L9 13ZM99 14V13H98ZM3 14H1V16H2ZM7 15V14H6ZM8 16V15H7ZM129 18L131 19V21L128 23V21H129ZM144 19H145V21H144ZM57 20H59L58 18H57ZM54 21H55V19H54ZM74 22H72V20H70V22H72L73 24H75V20H73ZM65 22V21H64ZM82 23V22H81ZM89 23V22H88ZM247 24L248 26L247 27H244L245 25L244 24ZM87 24V23H86ZM89 25V24H88ZM77 26V25H76ZM78 26H79V24H78ZM77 26V27H78ZM85 26V25H84ZM236 26H240V28L239 29H237V27ZM73 28H75V26H73V27H68V28H66L67 29V33H69L70 34V36H68L70 39H73V36H75V38H76V36H81L82 34H86V33H80V31L79 32H76V31H74L73 30ZM82 30V29H81ZM93 30H94V28H93ZM95 30H96V28H95ZM94 30V31H95ZM90 31V30H89ZM82 32H86V30L84 29ZM93 32V31H92ZM92 32H90V33H92ZM122 32V31H121ZM143 32H147L148 34H147V36L149 35V36H153L154 37V39L153 40H151L150 41V43L149 44H140V41L141 40H143L144 38V33ZM133 33H136V34H133ZM54 35H55V33H54ZM64 35H65V33H64ZM146 35V34H145ZM67 37V38H68ZM165 37H167L166 38V40H161L163 43H161V45H160V42H159V40L158 39H162V38H164L165 39ZM66 38V39H67ZM150 38V37H149ZM148 38V39H149ZM173 39L174 41L173 42H169L170 41V39ZM171 39V40H172ZM256 39V44H255V49H253V47H251V46H249V42L250 41H252V40H255ZM63 40H64V38H63ZM73 40H76L75 41V44L77 45L78 44V48L80 47H82L83 48V46H82V43L80 42V40L79 39H73ZM16 41V40H15ZM41 41H43V40H41ZM45 42V41H44ZM121 42V41H120ZM120 42H119V44H120ZM42 43V42H41ZM124 43V42H123ZM199 43H202V44H199ZM44 44V43H43ZM91 44V43H90ZM121 44H122V42H121ZM120 44V45H121ZM166 44H167V46H166ZM89 45V44H88ZM92 45H94L95 46V44L94 43H92ZM92 45L91 46H89L90 48H87L86 50L87 51H89L90 50V52H91V54L89 53V55L91 56L90 58H89V60L91 59V61H90V63L91 62H93L94 63V66H96V68H99L100 67V65L102 64H108V63H110V64H114V62L117 60V59H122V57L121 56H119L118 54H116V53H111L112 51H106L107 49H105L106 47H102L101 49H105V50H100V49H94V48H92ZM118 45V44H117ZM45 46V45H44ZM47 46V45H46ZM101 46V45H100ZM92 48V49H91ZM98 48H100V47H98ZM165 48V49H166ZM75 49V48H74ZM73 49V50H74ZM72 50V51H73ZM76 50H78V49H76ZM122 50V51H123ZM75 52V51H74ZM74 52H71V54L70 55H72L71 57H73V53ZM84 52V51H83ZM82 52V53H83ZM86 52V51H85ZM84 52V53H85ZM166 52V51H165ZM76 53V52H75ZM83 53V54H84ZM176 54V53H175ZM163 55H164V53H163ZM163 55H162V57H163ZM83 56H85V54L83 55ZM196 56H198V58H196ZM135 57V56H134ZM141 57V56H140ZM176 57V56H175ZM200 57V58H199ZM88 58H87V60H88ZM49 59H51V58H49ZM69 57H68V60H67V62H66V65L68 66L69 65V63H70V61H69ZM74 58H72V60H73ZM141 59V58H140ZM175 59V58H174ZM78 60V59H77ZM86 60V61H87ZM199 60V61H198ZM64 61V60H63ZM63 61L61 62L62 64H63ZM72 62V61H71ZM161 62V63H160ZM163 62V63H162ZM73 63V62H72ZM166 63V62H165ZM88 64V63H87ZM166 64H168V63H166ZM65 65V66H66ZM70 65H71V63H70ZM91 65V64H90ZM101 65V66H102ZM138 65V64H137ZM136 64L134 65V63H132L131 62V67H130V69H129V67H128V70H126L124 73H126V77L125 78H127V75H129V74H127V72L129 73L130 71H132V70H134L135 68H137L138 66H137ZM169 65V64H168ZM66 66V67H67ZM73 66V67H72ZM72 66H71V68H70V66L69 67H67V68H70V69H74L75 67V65H73L72 64ZM77 66V65H76ZM137 66V67H136ZM207 66V65H206ZM88 67H91V66H89V64H88V66L86 67V68H88ZM143 67V66H142ZM159 67H161V66H159ZM158 67V68H159ZM165 67H167V66H165ZM169 67V66H168ZM243 67H245L246 68V73H245V76H240L239 74H240V72H241V70H242V68ZM77 68V67H76ZM79 68H82V67H79ZM84 68L85 67H83V70H84ZM85 68V69H86ZM95 67H94V69H96ZM113 68V67H112ZM112 68H110V70H112ZM126 68V67H125ZM124 68V69H125ZM147 68V67H146ZM163 68V67H162ZM161 68V69H162ZM170 69H171V67H169ZM169 68H167V69H169ZM91 68H89V70H90ZM104 69V68H103ZM140 69V68H139ZM152 69V68H151ZM165 69V68H164ZM82 70V69H81ZM82 70V71H83ZM88 70V71H89ZM109 70V72H111ZM138 70V69H137ZM148 70V72H149V69H147ZM176 70H178L177 68H176ZM74 71V70H73ZM72 71V72H73ZM76 71H77V73H78V71H79V73L81 74V75H83L82 73H86L87 72V69H86V72H82V71H80V69L79 70H77L76 69ZM76 71H74L73 72V74L76 72ZM91 71V70H90ZM96 71H98V69H96ZM95 70H94V73H97ZM106 71V70H105ZM113 71V70H112ZM139 71V70H138ZM145 71V70H144ZM157 71V70H156ZM155 71V72H156ZM166 71V70H165ZM168 71H170V70H168ZM104 72V71H103ZM103 72H101L100 70H99V74L100 73H103ZM117 72V71H116ZM142 72V71H141ZM141 72H139V73H141ZM154 72V71H153ZM152 72V73H153ZM154 72V73H155ZM158 72V71H157ZM156 72V73H157ZM163 72H164V70H163ZM162 72V73H163ZM167 72V71H166ZM175 72V71H174ZM179 72H180V70H179ZM193 72V71H192ZM50 74H51V72H49ZM53 74H54V72H52ZM56 74H57V72H55ZM78 73V74H79ZM88 73V72H87ZM114 73V72H113ZM134 73H135V70H134ZM133 73V74H134ZM156 73H155V75H156ZM176 73V72H175ZM178 73V72H177ZM53 74H51V76L53 75ZM56 74H55V76H56ZM76 74V73H75ZM75 74H74V76H75ZM77 74V75H78ZM99 74H97V75H99ZM103 74H105V73H103ZM101 75V77L102 76H104V75ZM108 74H110V73H108ZM141 74H143V73H141ZM140 74V75H141ZM159 74V73H158ZM164 74V73H163ZM242 74V73H241ZM58 75V74H57ZM76 75V76H77ZM96 75V74H95ZM136 75H138V73L136 74ZM165 75V74H164ZM163 75V76H164ZM168 75H170V73L168 74ZM183 75H185V74H183ZM189 75H190V73H189ZM54 76V75H53ZM52 76V77H53ZM60 76V75H59ZM59 76H56V77H59ZM120 76H122V74L120 75ZM133 76V75H132ZM142 76H144V75H142ZM152 76H154V74L153 75H151V78H152ZM166 76V75H165ZM164 76V78H167V77H165ZM191 76V75H190ZM55 77V78H56ZM61 77H63V76H61ZM82 77V76H81ZM129 77V79L131 80V76H128ZM139 77V76H138ZM156 77V76H155ZM154 77V78H155ZM170 77H171V75H170ZM189 77V76H188ZM45 78V77H44ZM74 78V77H73ZM113 78V77H112ZM122 79H123V76L121 77ZM144 79H142L143 81L145 80V78L146 77H143ZM178 78V77H177ZM182 78V77H181ZM58 79V78H57ZM60 79H62V78H60ZM129 79H128V81H127V83L129 82ZM140 79V78H139ZM157 79H158V76H157ZM171 79V78H170ZM175 79V77L173 78V80ZM189 80H190V78H188ZM196 79V78H195ZM133 80V79H132ZM141 80V81H142ZM154 80V79H153ZM159 80H160V77H159ZM178 79H176V81H177ZM182 80V79H181ZM181 80H179V82L181 81ZM186 80V79H185ZM245 80H247V81H245ZM133 81H135V79L133 80ZM150 78H149V83H150ZM157 81V80H156ZM161 81H162V79H161ZM161 81H159V82H161ZM166 81V80H165ZM175 81V80H174ZM184 81V80H183ZM192 81V80H191ZM198 81V80H197ZM172 82V81H171ZM171 82H169V83H171ZM178 82V81H177ZM182 82V81H181ZM249 82V86L247 85V83ZM45 83V82H44ZM144 83V82H143ZM146 83L147 82H145V85L144 84H142V85H144V86H146ZM153 83V81L151 82V84ZM156 83V82H155ZM158 83V82H157ZM162 83H163V81H162ZM162 83H161V85H162ZM75 84V83H74ZM85 84H87V83H85ZM130 84H134V85H136L137 83L135 82V83H130ZM129 84V85H130ZM173 84V83H172ZM174 84H175V82H174ZM179 84V83H178ZM81 85H83V84H81ZM90 85V84H89ZM92 85V84H91ZM90 85V87H93L94 86V88L96 87L94 84L91 86ZM120 85V84H119ZM129 85H127V86H129ZM134 85H131V86H134ZM157 85V84H156ZM155 85V86H156ZM167 85V84H166ZM165 85V86H166ZM182 85V84H181ZM180 85V86H181ZM186 85H187V81H186ZM77 86V85H76ZM84 86V85H83ZM81 86L83 89L81 90V91H86L85 93H89L90 91H91V88H89L88 89V85H86V86ZM113 86V85H112ZM126 86V87H127ZM130 86V87H131ZM143 86V87H144ZM148 86V85H147ZM150 86H152V85H150ZM155 86H152L153 88L155 87ZM80 86H79V84H78V87L77 88H79ZM80 87V88H81ZM129 87V88H130ZM136 86H134V88H135ZM142 87V88H143ZM149 87V86H148ZM157 87H158V85H157ZM170 87H171V89H170ZM177 87V86H176ZM175 86L174 87H172V85L171 86H169V88H167V90L169 89V90H171V92H172V94H174L175 92V90L174 89H176V90H178V88H176ZM188 87H190V86H188ZM46 88V87H45ZM51 88H52V90L54 91V89H56V87L55 88H53V86H51ZM50 88V89H51ZM77 88H75V89H77ZM93 88V90H95V89H98V87L97 88H95L94 89ZM133 88V89H134ZM152 88V89H153ZM156 88V87H155ZM172 88H173V90L174 91H172ZM192 88V87H191ZM218 88V89H217ZM252 88H254V89H252ZM257 88V89H256ZM7 89V88H6ZM48 89V88H47ZM50 89H49V92H50ZM131 89V88H130ZM130 89H127V90H129L130 91ZM139 89V92H140V94H141V92H143L142 90L143 89H141V87H139L138 88ZM138 89L136 90V93H138ZM151 89V90H152ZM163 89V88H162ZM161 89V90H162ZM180 89V88H179ZM193 89V88H192ZM255 89L256 90H258L257 92H255V94H253V90L255 91ZM46 90V89H45ZM100 90V92L102 91V87H101V89H99ZM122 90V89H121ZM120 90V91H121ZM125 90V89H124ZM147 90V89H146ZM155 90V89H154ZM191 90V89H190ZM42 91V90H41ZM57 90H55V92H56ZM78 91H80L79 89L77 90V92ZM96 91H98V90H96ZM148 91V90H147ZM156 91V90H155ZM155 91H154V94H152V92L151 93H149V94H152V96H154L155 95ZM164 91V90H163ZM179 91V90H178ZM185 91V90H184ZM5 92V91H4ZM77 92H76V94H77ZM104 92V91H103ZM128 92V91H127ZM126 92V93H127ZM134 91H132L131 93H133ZM166 92V91H165ZM174 92V93H173ZM180 92V91H179ZM183 92V91H182ZM193 92V90L191 91V92H187V91H185V92H183V95L182 96H185V97H187L188 99H189V97L190 98H192V93H194ZM52 93V92H51ZM54 93V92H53ZM52 93V94H53ZM59 93V92H58ZM70 92H68V94H69ZM74 93H75V91H74ZM73 93V95H72V93L70 94V97H72V96H74L75 94ZM99 93V92H98ZM98 93L96 94V92L94 93L96 96H98ZM126 93L124 94L123 93V95H124V97L126 96ZM136 93H135V95H136ZM177 93V92H176ZM175 93V94H176ZM181 93V92H180ZM55 94V93H54ZM60 94L62 95L63 93H61L60 92ZM68 94H65V95H68ZM84 94V93H83ZM91 94V93H90ZM122 94V93H121ZM120 94V96H121V99H118V100H121V101H123V99L124 98H122L123 96ZM77 95H79V94H77ZM82 95V94H81ZM86 95V94H85ZM108 95V94H107ZM107 95H102L103 97L105 96V97H108ZM112 95V94H111ZM110 95V96H111ZM116 94H114L113 96H115ZM129 95V94H128ZM128 95H127V98H128ZM131 95H133V94H131ZM129 96V98L130 97H132V96ZM143 95V94H142ZM141 95V96H142ZM180 94L178 93V97H180L179 96ZM189 95V96H188ZM53 96V95H52ZM58 97H61V96H59V95H57ZM94 96V95H93ZM101 96V94H99V97ZM113 96H111V97H113ZM119 96V95H118ZM139 96V95H138ZM144 96L146 97V95L144 94ZM144 96H143V99H144ZM152 96L150 95V97L152 98ZM169 96V95H168ZM62 97H64L63 95H62ZM70 97H68L69 99L68 100H70ZM90 96L88 95V98H89ZM135 97V96H134ZM136 97H137V95H136ZM135 97V98H136ZM159 97V96H158ZM157 97V98H158ZM177 97V98H178ZM217 97H219L220 98V102L223 104V109L222 110H220V109H218L217 107H214V105H212V100H213V98L215 99V98H217ZM237 98V97H240V99L235 103V102H232L233 101V99L234 98ZM67 98V97H66ZM93 98V97H92ZM98 98V97H97ZM97 98H95V99H97ZM101 98V97H100ZM100 98H98L99 99V102H100ZM109 98V97H108ZM114 98H118V97H114ZM127 98L125 97V100H127ZM133 98V97H132ZM132 98H131V100H132ZM139 98H141V97H139ZM148 98V97H147ZM154 98H156V97H154ZM173 98H176V97H172V99ZM177 98H176V100H177ZM180 98H182V97H180ZM179 98V99H180ZM65 99V98H64ZM63 99V100H64ZM82 99V98H81ZM90 99H91V97H90ZM89 99V100H90ZM94 99V98H93ZM94 99V100H95ZM143 99H141V101L143 100ZM153 99V98H152ZM202 99V98H201ZM65 100H67V99H65ZM67 100V101H68ZM78 100V99H77ZM89 100H87V102L89 103V102H91V100L89 101ZM104 101L106 100V99H103ZM116 100V99H115ZM137 100V99H136ZM146 100H148V99H146ZM160 100V99H159ZM40 101V100H39ZM50 101V100H49ZM82 101V100H81ZM129 101V100H128ZM133 101H135V99L133 98ZM132 101V105L134 106L136 103L135 102H133ZM144 101V100H143ZM180 101V100H179ZM181 101H183V100H181ZM185 101V100H184ZM184 101L183 102H181L182 103V105H184L185 103H184ZM218 101V100H217ZM216 101V102H217ZM54 102V101H53ZM64 102V101H63ZM66 102V101H65ZM96 102L97 101H94V102H92V103H94V104H96ZM98 102V103H99ZM102 102V104H103V101H101ZM100 102V103H101ZM112 101H110L108 104H110ZM116 103L117 102H119V101H115ZM114 102V104H116ZM130 102V101H129ZM152 103L154 102V100H152L151 101ZM178 102V101H177ZM186 102V101H185ZM191 101L189 100V103H190ZM194 102V101H193ZM62 103V102H61ZM68 103V102H67ZM87 103V104H88ZM107 103V102H106ZM139 103V102H138ZM152 103H150L149 102V104H152ZM159 103H162V104H164L163 103V101L161 102V101H159V102H157V105H159ZM180 103V102H179ZM180 103V104H181ZM184 103V104H183ZM80 104V103H79ZM93 104V105H94ZM113 104V106L115 107V105ZM122 104V103H121ZM120 104V105H121ZM129 104V103H128ZM128 104H126V106H128ZM140 104V103H139ZM141 104H143V103H141ZM154 104V103H153ZM152 104V105H153ZM192 104V103H191ZM216 104V103H215ZM11 105V104H10ZM10 105H8V106H10ZM86 105V104H85ZM96 105H100V104H96ZM111 105V104H110ZM119 105V106H120ZM144 105V104H143ZM152 105H150V106H152ZM155 105H156V101H155V104H154V107L152 106V108H153V110H155L156 108H155ZM161 105V104H160ZM109 106V105H108ZM113 106L111 107V108H113ZM116 106H117V104H116ZM118 106V107H119ZM130 106V105H129ZM137 106V105H136ZM135 106V107H136ZM140 107L142 106V105H139ZM145 106V105H144ZM144 106H142V107H144ZM191 106V105H190ZM189 106V107H190ZM14 107H15V104H14ZM18 107V106H17ZM54 107H56V106H54ZM89 108L91 107L90 105L88 106ZM94 107H96V106H94ZM118 107H115L116 108V112H118L117 111V109H118ZM121 108H122V105L120 106ZM134 107V108H135ZM167 107H169V105L167 106ZM184 107V106H183ZM222 107V106H221ZM85 108H86V106H85ZM85 108H82V109H85ZM158 108V107H157ZM161 108L163 109V107L161 106ZM164 108L165 109H167L165 106H164ZM170 108L171 107H169L168 109L170 110ZM187 108V107H186ZM191 108V110H192V107H190ZM190 108H188V109H190ZM80 109V108H79ZM78 109V110H79ZM81 109V110H82ZM92 109H93V107H92ZM114 109V108H113ZM165 109H163V112L165 111ZM194 109V108H193ZM19 110H21V109H19ZM47 110V109H46ZM87 110H88V108H87ZM90 110V109H89ZM88 110V111H89ZM95 110V109H94ZM153 110H151V111H153ZM159 110V109H158ZM157 110V111H158ZM171 110H173V109H171ZM175 110V109H174ZM173 110V111H174ZM186 110V109H185ZM75 111V110H74ZM73 111V112H74ZM156 111V110H155ZM155 111H153L154 113H156ZM160 111V110H159ZM173 111H171L170 113L173 115L175 112H176V110L173 112ZM60 112V111H59ZM77 112H79L80 113V111H77ZM76 112V113H77ZM84 112V110L82 111V113ZM87 112V111H86ZM86 112H84L85 114H86ZM90 112L92 113V111L90 110ZM96 112V111H95ZM99 112V114H100V111H98ZM114 112V111H113ZM113 112L111 113V114H113ZM119 112H120V110H119ZM163 112H162V114H163ZM173 112V113H172ZM50 113V112H49ZM76 113H75V115H76ZM82 113L79 115V116H81L82 115ZM102 113H104V111L102 112ZM105 113H106V111H105ZM104 113V114H105ZM146 113V112H145ZM161 113V112H160ZM165 113V115L167 114L166 112H164ZM53 114H55V113H53ZM94 113H92V115H93ZM98 114V115H99ZM111 114H110V118H111ZM115 114V113H114ZM113 114V115H114ZM119 114V113H118ZM176 114H177V112H176ZM229 114H231V115H233V117H240V120L239 121H233V119L232 120H230V116H228ZM71 115H74V114H71ZM91 115V116H92ZM96 115H97V112H96ZM95 115V116H96ZM109 115V114H108ZM112 115V116H113ZM169 115L170 114H168V117H169ZM171 115V116H172ZM190 115H192L191 114V112H190ZM47 116V115H46ZM88 116V115H87ZM87 116H86V118H87ZM95 116H93V117H95ZM157 116L159 117V115L157 114ZM156 116V117H157ZM171 116H170V119H171ZM179 116V115H178ZM83 117H84V114L82 115V119H83ZM90 117V116H89ZM88 117V118H89ZM150 117V116H149ZM152 117V116H151ZM158 117H157V119H155V122H156V120H160V119H158ZM161 117V116H160ZM159 117V118H160ZM163 118L164 117H166V116H164V114H163V116H162ZM203 117V118H202ZM232 117V118H233ZM44 118H46V117H42V119H44ZM48 118H49V116H48ZM55 118H57V117H55ZM70 118H72L71 116H70ZM78 118H80V117H78ZM86 118H85V120H86ZM107 119H109L108 117H106ZM119 118V121L121 120V118L120 117H118ZM124 118V117H123ZM127 118V117H126ZM175 118V120H173V121H177L176 120V118H177V116H175L174 117ZM180 117H178V119H179ZM236 118H234L235 120H236ZM41 119V120H42ZM53 119H54V117H53ZM62 119H63V117H62ZM99 120V122H101L100 120H102V121H104V122H111V121H108L107 119H105V116L104 115H99V117L97 116V118H94V120H93V122H95V120ZM112 120L114 119L113 117L111 118ZM149 118H147V121H149L148 120ZM166 119V118H165ZM47 120V119H46ZM59 120V118L57 119V120H54V122L55 121H58ZM65 120H67V119H65L64 118V121ZM69 120H71V119H68V121ZM76 120V117H75V119L72 121V124H73V122ZM84 120V119H83ZM88 120V119H87ZM86 120V121H87ZM105 120H107V121H105ZM118 120V119H117ZM124 120V119H123ZM122 120V121H123ZM127 120H129L128 118H127ZM153 120V119H152ZM172 120V119H171ZM170 120V121H171ZM180 121H181V119H179ZM178 120V121H179ZM201 120H200V122H201ZM49 121V120H48ZM53 121V120H52ZM51 121V119H50V123L52 122ZM68 121H65V122H68ZM77 121V120H76ZM82 121V120H81ZM80 121V122H81ZM130 121V120H129ZM146 121V120H145ZM157 121V123H159ZM171 122V124L172 123H174V122ZM177 121V122H178ZM183 122H185L184 120H182ZM186 121H188V120H186ZM194 121V120H193ZM202 121V122H203ZM59 122V121H58ZM63 122V121H62ZM61 122V123H62ZM83 122V121H82ZM90 122V121H89ZM98 122V121H97ZM98 122V123H99ZM103 122V123H104ZM121 122V121H120ZM120 122H118V123H120ZM125 122V121H124ZM124 122L122 123L121 122V125L124 127ZM128 122V121H127ZM163 123L162 124H164L165 125V123H168V122H165L164 120L162 121ZM165 122V123H164ZM40 122H38V124H39ZM60 123V122H59ZM60 123V124H61ZM84 123H86V125H87V123L88 122H84ZM108 123H106V124H108ZM112 123V122H111ZM110 123V124H111ZM116 123V122H115ZM145 123V122H144ZM196 123V122H195ZM33 124V123H32ZM31 124V125H32ZM37 124V123H36ZM52 124V123H51ZM56 124H57V122H56ZM56 124H54V125H56ZM60 124H57V126H61ZM63 124V123H62ZM74 124H75V122H74ZM88 124H91L92 125V122H90V123H88ZM94 124V123H93ZM99 124H101V123H99ZM106 124H104V125H106ZM141 124H142V122H141ZM141 124H138V126L139 125H141ZM147 124V126L149 125L148 123H146ZM153 124V123H152ZM156 124V123H155ZM161 124V125H162ZM174 124H176V123H174ZM179 124H180V122L178 123V126H179ZM185 124V123H184ZM184 124H181V127H183V125ZM187 125H188V123H186ZM184 125V126H186L187 127V125ZM204 124V123H203ZM64 125L66 126V124L64 123ZM78 125L79 126H82L83 124H79L78 123ZM95 125V124H94ZM103 125V126H104ZM112 125V124H111ZM116 125V124H115ZM114 125V126H115ZM128 125V124H127ZM130 125V124H129ZM128 125V126H129ZM137 125V124H136ZM144 125V124H143ZM142 125V126H143ZM161 125H160V127H161ZM163 125V126H164ZM170 125V124H169ZM168 125V126H169ZM177 125V124H176ZM175 125V126H176ZM205 125V124H204ZM70 126H72L71 124H70ZM69 126V127H70ZM77 126V122H76V125L75 126H73L74 128ZM78 126V127H79ZM85 126V125H84ZM89 126V125H88ZM102 126V125H101ZM100 126V127H101ZM108 126V125H107ZM110 126V125H109ZM141 126V128L140 129H142L143 127ZM146 126V125H145ZM167 126V125H166ZM64 127V126H63ZM63 127H62V129H63ZM66 127H68V125L66 126ZM64 128L66 131H68L67 130V128ZM68 127V128H69ZM111 127V126H110ZM125 127H127V126H125ZM172 126H170L169 128H171ZM174 127V126H173ZM180 127V126H179ZM207 127V126H206ZM8 128V127H7ZM73 128V129H74ZM151 128V127H150ZM169 128L167 127V128H165V130H167L168 132H170L171 131V133L173 132L172 130H170L169 131ZM175 128V127H174ZM70 129H71V127H70ZM105 129H107V128H105ZM109 129V128H108ZM107 129V131H106V133L107 132H110V130H108ZM139 129V128H138ZM139 129V130H140ZM144 129H146V127L144 128ZM149 129V128H148ZM148 129H146V130H148ZM176 129V128H175ZM183 129V128H182ZM146 130L145 131H143V132H145L146 134H149V133H147L146 132ZM181 130V129H180ZM200 130H201V128H200ZM206 130V129H205ZM1 131H5V129L4 130H2L1 129ZM74 131V130H73ZM181 131H183V132H185L186 133V131H188L187 133H191V130L190 129H188V127H187V130H186V128H184L183 130H181ZM69 132V131H68ZM76 132V131H75ZM142 132V133H143ZM154 132V131H153ZM175 132V131H174ZM173 132V133H174ZM180 132V131H179ZM201 133H203L202 131H200ZM73 133V132H72ZM71 133V131H70V133L69 134H72ZM105 133V132H104ZM103 133V134H104ZM105 133V134H106ZM144 133V134H145ZM155 133L156 132H154V137H153V139L155 138V137H157V136H155ZM76 134L78 135L79 133H77L76 132ZM102 134V135H103ZM119 134V133H118ZM117 134V135H118ZM151 134H153L152 132H151ZM158 134V133H157ZM175 134V133H174ZM72 135H74V134H72ZM76 135V136H77ZM81 135V134H80ZM98 135V134H97ZM96 135V136H97ZM159 135V134H158ZM164 135V134H163ZM172 135V134H171ZM180 135V134H179ZM179 135H175V136H179ZM75 136V135H74ZM122 136V135H121ZM121 136H119V137H116L115 138V140L116 139H118V138H120ZM133 135H131V137H132ZM137 136V135H136ZM135 135H134V137L133 138H135L136 137ZM143 136H145V135H143ZM147 136V135H146ZM151 136V135H150ZM174 136V135H173ZM172 136V137H173ZM174 136V138L176 139V137ZM77 137H79V139H81L80 137H82V135L81 136H77ZM94 137V136H93ZM138 137V136H137ZM136 137V138H137ZM142 137V135L140 136V138ZM159 137V136H158ZM172 137H170V138H172ZM179 137H183V136H179ZM65 138V137H64ZM76 138V137H75ZM139 138V139H140ZM147 138V137H146ZM164 138V137H163ZM167 138V136L165 137V139ZM184 138V137H183ZM187 138V137H186ZM82 139H84V138H82ZM94 139H95V137L93 138V139H91V140H93L94 141ZM143 140L145 139V137L144 138H142ZM142 139H140L141 141L140 142H142ZM159 139V138H158ZM165 139L163 140L164 141V143L166 144L167 142H165ZM179 139V138H178ZM185 139V138H184ZM184 139H181V140H184ZM68 140V139H67ZM71 140V139H70ZM98 141H99V139H97ZM97 140H95V141H97ZM102 140V139H101ZM100 140V142H98L99 144L100 143H102V141ZM103 140H105V139H103ZM123 140V139H122ZM147 140V139H146ZM146 140L144 141L145 143L144 144H140V145H146ZM162 140V139H161ZM160 140V141H161ZM168 140H169V138H168ZM186 141H187V139H185ZM24 141V140H23ZM90 141V140H89ZM133 141H134V139H133ZM138 140H136V142H137ZM149 141V140H148ZM159 141V140H158ZM159 141V142H160ZM171 141H173L172 142V144L174 143V141L175 142H177V140H172L171 139ZM178 141H180V140H178ZM186 141H185V144H186ZM243 141V143H244V146H243V149L242 150H239V144H240V142H242ZM21 142V141H20ZM72 142H75V141H73V140H71V143ZM78 142V141H77ZM106 142V141H105ZM109 141L107 140V144L105 145H103V148L104 149H101V150H107L108 151V155H109V152H111V151H113L114 150V147L110 144V143H108ZM117 142H118V140H117ZM127 142V141H126ZM140 142H137V144L138 143H140ZM187 142H189V141H187ZM23 143V142H22ZM78 143H80V142H78ZM82 143V142H81ZM124 143V142H123ZM143 143V142H142ZM148 144H149V142H147ZM181 142H179V144H180ZM191 143H189V146H190V144ZM23 144H25V142L23 143ZM22 144V145H23ZM64 144V143H63ZM85 144V146H88L86 143H84ZM133 144H135V143H133ZM155 144H156V142H155ZM183 145H184V143H182ZM182 144H180L179 146H180V148L179 149H181L182 150V148L183 147H185V146H182ZM195 144L197 145V148H196V146H195ZM61 145H62V143H61ZM75 145H76V143H75ZM81 145H83V143L81 144ZM93 145H95V144H93ZM93 145H91V146H93ZM123 145H125V144H123ZM128 145V144H127ZM126 145V146H127ZM129 145H131L132 146V144H129ZM162 145V144H161ZM174 145V144H173ZM21 146V145H20ZM57 146H59L60 147V144L58 145H56V146H54V147H57ZM65 146L66 145H64V148H65ZM90 146V147H91ZM148 146H150V145H147L146 147H148ZM152 146V145H151ZM168 146V145H167ZM176 146H177V143H176ZM188 146V147H189ZM24 147V146H23ZM22 147V148H23ZM62 148H63V146H61ZM68 147H70V148H68ZM68 150H73V149H71V145H68ZM90 147H88V149L87 150H85V151H88V150H90ZM93 147H95V146H93ZM129 147V146H128ZM153 147H154V144H153ZM161 148L163 147V146H160ZM165 147V146H164ZM163 147V148H164ZM169 147V146H168ZM184 148V149H189V148ZM191 148H190V150L191 149H193L192 148V145L190 146ZM63 148V149H64ZM87 148V147H86ZM96 148H98L99 149V147H95V148H92V150L93 151H95V149ZM152 148V147H151ZM162 148V149H163ZM25 149V148H24ZM154 149V148H153ZM162 149H160V151H162ZM176 149V148H175ZM174 149V150H175ZM178 148H177V150H179ZM194 149V150H195ZM248 150V152L249 153H252L253 152V150H257L256 151V154L258 155V158L257 159H255V158H249V156H247L244 152H243V150ZM20 151H22V149L20 148L19 149ZM54 150V149H53ZM52 150V151H53ZM66 150V149H65ZM64 150V152H62L61 153V156L62 155H65L66 157H68V160H69V154L71 153L70 151H68V152H70L69 154H68V152H66ZM101 150H99V151H101ZM173 150V151H174ZM193 150V151H194ZM57 151V150H56ZM58 151H62V149L60 150H58ZM84 151V150H83ZM82 151V152H83ZM171 151V150H170ZM172 151V152H173ZM183 151V150H182ZM203 151H202V153H203ZM54 152V151H53ZM72 152H74V150L72 151ZM90 152H91V150H90ZM165 152V151H164ZM163 152V153H164ZM180 152V151H179ZM188 152V151H187ZM195 153H196V151H194ZM199 152V153H200ZM4 153H6V152H4ZM7 153H9V152H7ZM83 153H85V152H83ZM87 153V152H86ZM98 153V151L95 153V155ZM100 153V152H99ZM102 153V152H101ZM100 153V154H101ZM104 153H107V152H104ZM103 153V154H104ZM115 153H116V151H115ZM115 153H111V157L113 156L112 154H115ZM162 153V152H161ZM162 153V154H163ZM174 153V152H173ZM55 154V153H54ZM59 155H60V153H58ZM57 154V155H58ZM73 154V153H72ZM88 154V153H87ZM87 154H84V155H87ZM89 154H91V153H89ZM93 154V153H92ZM92 154H91V156H92ZM102 154V155H103ZM175 154V153H174ZM174 154H172V155H174ZM179 154H183V153H179ZM187 154H190V156H191V154L192 153H187ZM212 154H211V156H212ZM35 155V154H34ZM37 156L39 155V154H36ZM36 155H35V158H36ZM52 155H53V153H52ZM74 155H76V154H74ZM94 155V154H93ZM107 155V154H106ZM106 155H104V157L106 156ZM107 155V156H108ZM159 155H161V154H159ZM171 155V156H172ZM185 155H186V153H185ZM198 154H196L195 156H197ZM205 155V156H206ZM7 156V155H6ZM6 156H4V157H6ZM61 156H59V157H61ZM64 156V157H65ZM82 156V158L84 157L83 155H81ZM171 156H169V158L171 157ZM179 156V155H178ZM177 156V157H178ZM198 156H200L201 157V155H198ZM210 156V157H211ZM33 157V156H32ZM40 157V156H39ZM55 158H57L56 156H54ZM53 157V158H54ZM70 157H72V155L70 156ZM88 158V156H85L84 157V159L85 158ZM89 157H90V155H89ZM94 157V156H93ZM122 156H119V160H120V158H121ZM175 157H176V154H175ZM176 157V158H177ZM108 158H110V156H108ZM108 158H107V160H108ZM113 158H114V156H113ZM174 158V157H173ZM178 158H182V157H178ZM177 158V159H178ZM205 158V157H204ZM207 158V157H206ZM33 159V158H32ZM39 159V158H38ZM40 159H42V157L40 158ZM59 159V158H58ZM71 159V158H70ZM90 159V158H89ZM95 159H103V157L102 158H95ZM105 159H106V157H105ZM171 159V158H170ZM187 159H189V158H187ZM194 159V158H193ZM214 159H216V158H214ZM46 160V159H45ZM54 160H56V159H54ZM60 161H61V159H59ZM81 160V159H80ZM85 160H87V159H85ZM91 160H92V157H91ZM111 160V159H110ZM183 160H185V159H183ZM192 160V159H191ZM190 160V161H191ZM196 160L198 161V159L196 158ZM207 159H205V161H206ZM36 161V160H35ZM43 161H44V159H43ZM47 161V160H46ZM49 161V162H48ZM48 161H47V164H49L51 161L48 159ZM88 161H90V160H88ZM93 161V160H92ZM95 161V160H94ZM102 161V160H101ZM174 161H178V160H175L174 159ZM204 161V160H203ZM61 162H64V159H63V161H61ZM65 162H67V161H65ZM105 162V161H104ZM164 162V161H163ZM181 162V161H180ZM218 162V161H217ZM44 163V162H43ZM91 163V162H90ZM94 163V162H93ZM95 163H100V160H99V162H98V160L95 162ZM109 163V162H108ZM112 163V162H111ZM110 163V165H112V164H114L115 165V163H117L116 161H115V163H112L111 164ZM121 164L123 163L122 161L120 162ZM120 163H118L119 164V166L121 165ZM183 163H184V161H183ZM194 163V162H193ZM68 165H69V163H67ZM92 164V163H91ZM100 164H102V162L100 163ZM99 164V165H100ZM125 164V163H124ZM153 164V163H152ZM64 164H62L61 166H63ZM78 165V164H77ZM93 165V164H92ZM95 165V164H94ZM97 165V164H96ZM95 165V166H96ZM104 165H105V163H104ZM107 165H109V164H107ZM123 165V164H122ZM65 166V165H64ZM98 166V165H97ZM101 166H103V165H101ZM101 166H99V167H101ZM117 165H115V167H116ZM119 166H117V167H119ZM183 166V165H182ZM65 167H67V166H65ZM106 167V166H105ZM161 167V166H160ZM103 168H104V166H103ZM176 168V167H175ZM174 168V169H175ZM178 168V167H177ZM177 168H176V170L175 171H177ZM194 168V169H193ZM193 168H191L190 170H189V172H192V174L194 173V176H195V174H196V172L198 173V171H200V166L199 167H197V166H194ZM72 169V168H71ZM153 170L151 171V172H156V170H154L155 168L153 167L152 168ZM162 169V168H161ZM161 169H159L160 171H161ZM168 169H170V168H168ZM168 169H166V172H167V170ZM172 169L173 168H171V172L173 173L174 172V170L172 171ZM179 169V168H178ZM181 169V168H180ZM163 170V169H162ZM182 170V169H181ZM181 170H179L178 171V173H180L181 172ZM243 170H241V172H243ZM83 171V170H82ZM112 171V169L110 170V172ZM117 171V170H116ZM120 171V170H119ZM141 171V170H140ZM188 171V170H187ZM211 170H209L208 172H210ZM214 171V170H213ZM101 172V171H100ZM99 172V173H100ZM107 172V171H106ZM106 172H104L103 174L105 175V173ZM109 172V170H108V174H110V175H113V174H111ZM115 172V171H114ZM113 172V173H114ZM146 172V171H145ZM163 172V171H162ZM161 172V173H162ZM186 172V171H185ZM189 172L187 173V175H189ZM106 173V174H107ZM117 173V175L118 174H120L118 171L116 172ZM122 173V172H121ZM132 174H130V175H134L135 176V173L136 172H131ZM147 173H149V172H147ZM153 173V174H154ZM159 173V172H158ZM157 173V174H158ZM164 173H165V171H164ZM164 173H162L163 175H164ZM169 173V176L171 177V174H170V172H168ZM167 173V174H168ZM178 173H176V174H178ZM181 173H183V171L181 172ZM180 173V174H181ZM201 173H204V172H201ZM102 174V173H101ZM101 174H96L98 177H99V175L100 176H103V175H101ZM152 173L150 174L149 173V175H150V180L152 181V183L153 184H150V180L149 179H146V180H149L150 182H149V184L150 185H148V187L146 186V188H148V189H146V190H148V192L150 191L151 192V194H149L148 192L146 193V194H148L147 196V199H149V201H150V205L151 204H154L153 202H154V200L156 201V200H159L160 201V199H162L161 198V196H163L164 195V198H166L165 197V195H166V191L168 192L169 190H170V187L168 188L167 186V184H166V179L164 180V179H162V177L161 178H159V176H161L160 174L158 175V180H156L157 178V176L155 175H153ZM166 174V175H167ZM191 174V173H190ZM200 174V173H199ZM207 174V173H206ZM209 174H212V173H209ZM218 173H216V175H217ZM34 175V174H33ZM115 175V174H114ZM113 175V176H114ZM128 175V174H127ZM145 174H143V177H145V176H147V175H145ZM151 175H153L155 178H154V182H153V180L151 179ZM175 175V174H174ZM196 175H198V174H196ZM204 176H205V173L203 174ZM37 176V175H36ZM120 176V175H119ZM168 176V177H169ZM175 176H177V175H175ZM175 176H173L172 175V179H174L173 177H175ZM186 176V175H185ZM190 176V175H189ZM192 176V177H191ZM190 177L191 178H193L194 176L193 175H191ZM208 176V175H207ZM210 176V175H209ZM209 176H208V178H209ZM124 177H126L127 178V176H124ZM131 177V176H130ZM129 177V178H130ZM142 177V176H141ZM142 177V178H143ZM148 177V176H147ZM166 178H167V176H165ZM165 177H163V178H165ZM183 177V176H182ZM188 177V176H187ZM212 177V176H211ZM218 177V176H217ZM251 177V176H250ZM113 178V177H112ZM153 178V177H152ZM176 178V177H175ZM190 178V181L189 182H191L193 179H191ZM200 178V177H199ZM206 178V177H205ZM205 178H203V179H205ZM208 178H207V180H208ZM215 178V177H214ZM224 178V177H223ZM114 179V178H113ZM177 180H179L178 178H176ZM195 179V178H194ZM202 179V180H203ZM236 179H237V177L236 176H231V180H230V177H229V180H230V183H232L233 181H236ZM107 180V179H106ZM110 181H111V178L109 179ZM125 181H126V179H124ZM124 180H122V182L124 181ZM136 180H138L139 181V178L138 179H136ZM146 180H144V181H146ZM156 180V181H155ZM167 180H168V178H167ZM170 180V179H169ZM168 180V181H169ZM175 180V179H174ZM183 180H185L184 178H183ZM183 180H180V182L179 183H181ZM210 181H212V178H210L209 179ZM217 180L219 181V179L217 178ZM216 180V181H217ZM222 180V179H221ZM224 180H226V179H224ZM40 180H38V182H39ZM105 181V180H104ZM103 181V182H104ZM108 181V180H107ZM106 181V182H107ZM114 181H117L116 179L115 180H112V182L111 183H114ZM121 181V180H120ZM132 181H134L135 182V179L134 180H132ZM137 181V182H138ZM199 181V180H198ZM205 181V180H204ZM215 180H213V182L212 183H209V184H211L213 187H212V189L214 188V185L213 184H217L218 183V181L216 182ZM33 182V181H32ZM117 182H119V181H117ZM121 182V183H122ZM137 182H136V184H137ZM141 182L142 183H144L143 182V179H142V181L140 180L139 181V183H140V186H142V187H144L146 184V182L148 183V181H146L144 184V186L141 184ZM174 182V181H173ZM175 182H176V180H175ZM199 182H201L202 183V181L200 180ZM207 181H205V185L208 183H206ZM216 182V183H215ZM34 183V182H33ZM99 183V182H98ZM98 183L96 182V184L98 185ZM111 183H108L109 185L111 184ZM129 183H130V181H129ZM127 184V186H131V184H133L132 182H131V184ZM193 184H194V182H192ZM196 183V182H195ZM58 184V183H57ZM91 184V183H90ZM95 184V185H96ZM103 184V183H102ZM105 184V183H104ZM103 184V185H104ZM107 184V183H106ZM115 184V183H114ZM169 184V183H168ZM172 184V183H171ZM225 184L227 185L228 183H226V181H225ZM103 185H102V187H103ZM116 185V184H115ZM115 185H113V186H110L111 188H113V187H116ZM118 185H120V184H118ZM124 185V184H123ZM123 185L122 186H120V188L121 189H123ZM179 185V184H178ZM190 185V184H189ZM201 185V184H200ZM256 185V184H255ZM254 185V186H255ZM106 188H108L109 186L108 185H104ZM108 186V187H107ZM133 186V185H132ZM131 186V187H132ZM137 186H139V185H137ZM173 185H171V187H172ZM183 186H184V184H183ZM203 187H204V185H202ZM218 186H220V184L218 185ZM79 187V186H78ZM77 187V188H78ZM81 187V186H80ZM96 187V186H95ZM104 187V188H105ZM130 187V188H131ZM135 187V186H134ZM142 187H140L141 188V190L142 189H144L145 190V188H142ZM181 187V186H180ZM202 187V188H203ZM207 187V186H206ZM210 187V185L207 187V188H209ZM216 187V189L218 190L219 188H217V186H215ZM221 187V186H220ZM223 187H224V185H223ZM239 187H241V186H239ZM100 188V187H99ZM105 188V189H106ZM117 188V187H116ZM128 188V187H127ZM133 188V187H132ZM136 189H138L137 191L139 192V194H138V196H134V197H136L138 200H140L142 197V199H144L143 201H145V203H146V197H144L143 195L145 194V191H142V192H144V194L142 193V192H140L141 190H140V188L139 187H135ZM131 189L132 191L131 192H135L136 191V189ZM168 189V190H165V189ZM174 188H176V187H174ZM181 188H183V187H181ZM180 188V189H181ZM187 188V187H186ZM185 188V189H186ZM195 188H198V187H195ZM227 188H229V185L227 186ZM232 187L230 186V189H231ZM242 188V187H241ZM248 188V187H247ZM251 188H253V185H252V187ZM250 188V189H251ZM255 188V187H254ZM259 187H256L255 189H254V194H256L255 196H258L260 199H259V205L261 206V208H262V210H264V188H262V189H259V190H256V189H258ZM79 189V188H78ZM81 189H82V187H81ZM95 189V188H94ZM103 189V188H102ZM105 189H103V190H105ZM215 189V188H214ZM244 189V188H243ZM249 189V190H250ZM124 190H125V188H124ZM127 190H129V189H127ZM134 190V191H133ZM140 190V191H139ZM183 190L184 189H182V193H183ZM192 190V189H191ZM223 190V189H222ZM229 190V189H228ZM232 190V189H231ZM245 190V189H244ZM243 190V191H244ZM247 190V189H246ZM248 190V191H249ZM80 191H82V190H80L79 189V193H80ZM107 191V190H106ZM105 191V192H106ZM130 191V190H129ZM136 191V192H137ZM170 191H173L172 189L170 190ZM175 191V190H174ZM174 191H173V193H174ZM187 191V190H186ZM224 191V190H223ZM226 191V190H225ZM224 191V192H225ZM252 192H253V190H251ZM250 191V192H251ZM32 192V191H31ZM35 192V191H34ZM111 192L112 191H110V194H111ZM114 192H115V190H114ZM123 192V191H122ZM135 192V193H136ZM197 192V191H196ZM219 192H220V190H219ZM228 192V191H227ZM235 192V191H234ZM234 192H232L233 194H235ZM249 192V194H251ZM104 192H102V195L101 196H103L104 197V199L105 200H107L108 198V196L110 195L109 194V192H108V194H103ZM129 193V192H128ZM143 195H142V194ZM175 193H177L176 191H175ZM174 193V194H175ZM191 193H193L192 191H191ZM215 194H216V192H214ZM221 193V192H220ZM219 193V194H220ZM231 193V194H232ZM244 193V192H243ZM33 194V193H32ZM113 194V193H112ZM115 194H117V193H115ZM119 195L117 196L118 197V199L120 200V198H119V196H123L124 197V195L123 194H120V193H118ZM131 194H133V193H131ZM130 194V195H131ZM137 194V193H136ZM141 194V195H140ZM145 194V195H146ZM195 194V193H194ZM198 194V195H197ZM199 194L200 193H196V196H199ZM202 194V193H201ZM206 194H207V192H206ZM208 194H209V192H208ZM223 194V193H222ZM226 194H229V192L228 193H226ZM233 194H232V196H233ZM248 194V193H247ZM247 194H245V195H247ZM2 194L0 193V196H1ZM35 195V194H34ZM33 195V196H34ZM83 196L85 195V194H82ZM81 195V197H83ZM99 195V196H100ZM104 195H108L107 197L106 196H104ZM135 195V194H134ZM139 195L141 196L140 198H139ZM177 195H179L178 193L176 194V196ZM203 195H205V193H203ZM203 195H202V197H203ZM242 195V194H241ZM100 196V197H101ZM115 196V195H114ZM128 196H129V194H128ZM127 196V198L125 199L126 200V203L128 204V202H127V200L128 201H132V200H129V199H131V197L129 198ZM160 196V197H159ZM188 196V195H187ZM186 196V197H187ZM201 196V195H200ZM199 196V198L201 199L202 197H200ZM230 195H228V196H226V197H229ZM39 197V196H38ZM96 197H98V196H96ZM116 197V196H115ZM133 197V196H132ZM156 197H158V198H160V199H156ZM181 197V196H180ZM193 197V196H192ZM220 197H221V195H220ZM219 197V198H220ZM231 197V196H230ZM234 197V196H233ZM232 197V198H233ZM243 197V196H242ZM257 197V198H258ZM34 198H36V197H33V199ZM107 198V199H106ZM112 198V197H111ZM111 198H109V199H111ZM129 198V199H128ZM155 198V199H154ZM163 198V199H164ZM213 198V197H212ZM212 198L210 199V200H212ZM235 198V197H234ZM11 199H13V198H11ZM28 199H31V198H28ZM39 198H37V200H38ZM42 199H44V197H42ZM68 199V198H67ZM67 199H66V201H67ZM87 199H89L88 197H87ZM99 199V198H98ZM102 197H101V202L99 201V203H102ZM113 199V198H112ZM111 199V200H112ZM117 199V200H118ZM123 199V198H122ZM121 199V200H122ZM141 199V200H142ZM146 199V200H145ZM170 199H171V197H170ZM170 199H168V200H170ZM191 199V198H190ZM14 200V199H13ZM27 200V199H26ZM91 200V199H90ZM137 200V201H138ZM165 200V199H164ZM167 200V201H168ZM177 200V199H176ZM179 200V199H178ZM210 200H209V202H210ZM221 202H222V200L221 199H219ZM31 201L33 202V200L31 199ZM31 201H29V202H31ZM104 201V200H103ZM124 201V200H123ZM136 201V199H134V202ZM136 201V202H137ZM180 201V200H179ZM185 201V200H184ZM188 201V200H187ZM196 201V200H195ZM201 201V200H200ZM226 201H228L227 199H226ZM256 201V200H255ZM10 202H11V200H10ZM24 202V201H23ZM29 202H27L28 204H30ZM36 202V201H35ZM95 202H97V201H95ZM107 202V201H106ZM129 202V203H130ZM139 202V201H138ZM137 202V203H138ZM147 202H148V200H147ZM152 202V203H151ZM158 202V201H157ZM157 202H156V205H154V211L156 210V211H158L159 213L160 212H162V213H166L165 212V210H164V208L165 207H167L166 206V202H165V204L163 205V200H162V202L160 203L159 202V204H157ZM171 201H169V205L170 204H173L172 202L170 203ZM180 202H182V200L180 201ZM186 202V201H185ZM193 202V201H192ZM218 202V201H217ZM229 202V201H228ZM254 202V201H253ZM9 203V202H8ZM21 203V202H20ZM20 203H18V204H20ZM37 203V202H36ZM93 203V202H92ZM132 203V202H131ZM149 203V202H148ZM187 203V202H186ZM190 203V202H189ZM196 203H198V201L196 202ZM201 203V202H200ZM207 203H208V200H207V202H206V206H208L209 207V205H207ZM214 202H212L211 204L213 205V207H215L214 205H216V204H213ZM220 203V202H219ZM230 203V202H229ZM242 203V202H241ZM11 204V203H10ZM23 204V203H22ZM98 204V203H97ZM96 204V205H97ZM121 204V202L119 203V208H120V205ZM125 204V203H124ZM141 204V202H139L138 204H136L137 206H143V208L144 207H146V205H147V203H146V205L142 202V204ZM183 204H185V203H183ZM183 204H182V207H183ZM191 204V203H190ZM199 204V203H198ZM209 204V203H208ZM211 204H210V206H211ZM221 204V203H220ZM220 204H218V207H219V205ZM244 204V203H243ZM245 204H248V202L247 203H245ZM257 204V203H256ZM7 205H9V204H7ZM32 205V204H31ZM34 205V204H33ZM73 205V204H72ZM72 205H70V206H72ZM75 205V204H74ZM123 205V204H122ZM132 205H133V207H134V205H135V203L133 204L132 203ZM136 205H135V208L134 209H136V212H137V208L138 207H136ZM145 205V206H144ZM177 205V204H176ZM178 205H179V203H178ZM195 205V204H194ZM205 205V204H204ZM222 205V204H221ZM220 205V206H221ZM223 205H225L224 204V202H223ZM249 205V204H248ZM18 206H20V205H17V207ZM24 206V205H23ZM22 206V207H23ZM99 206H101L100 204L98 205V207ZM125 206H126V204L125 205H123V206H121V208L123 207V209H122V211L123 210H125L126 208H125ZM147 206H149V204L147 205ZM174 206H175V203H174ZM173 206V207H174ZM181 206V205H180ZM184 206H186L187 207V205L185 204ZM190 206V205H189ZM191 206H193L192 204H191ZM196 206V205H195ZM202 206V205H201ZM200 206V204H199V206H197L196 208H197V210L198 211H200L201 210V212H203L202 210H204L202 207ZM250 206H252V205H250ZM21 207V206H20ZM20 207H18V208H20ZM28 207V206H27ZM115 207V206H114ZM116 207H118V206H116ZM116 207H115V209H116ZM131 207V206H130ZM132 207V208H133ZM140 207H139V209H140ZM152 207H153V205H152ZM186 207H184V208H180V209H177L176 210V212H171L170 210H173V208L172 209H170L169 211L171 212V214H173L175 217H176V219L178 220L177 222H179V219H180V221H181V217H182V214H183V210H184V212L186 211ZM199 207H201V209L199 208ZM212 207V208H213ZM224 207V206H223ZM222 207V208H223ZM24 208V207H23ZM73 207H71V209H72ZM100 209L102 208V207H99ZM108 208V207H107ZM109 208L110 209H112L110 206H109ZM119 208H117L118 210H116V211H118V212H121V214L120 215H122L123 214V212L125 213V211H119ZM125 208V209H124ZM147 208H151V206H149V207H146V208H144V209H146L145 211H146V213H147V210H149V209H147ZM168 208V207H167ZM169 208H171V207H169ZM168 208V209H169ZM200 210H199V209ZM216 208V207H215ZM234 208H235V206H234ZM4 209V208H3ZM15 209V208H14ZM70 209V210H71ZM100 209H98V210H100ZM109 209V210H110ZM133 209V210H134ZM138 209V210H139ZM189 209V208H188ZM224 209V208H223ZM222 209V214H220V216H219V214H218V217L220 218V220L221 219H229V218H231L232 219V221H234L233 220V214H234V216L237 214H235L234 212V210L235 209H233V211H230V208H228V210H223ZM253 209V208H252ZM5 210H6V208H5ZM73 210H75V208H73ZM77 210H78V208H77ZM77 210H75L76 212H77ZM109 210H107V211H109ZM113 210V209H112ZM121 210V209H120ZM127 211L126 212H128V207H127V209H126ZM132 210V211H133ZM141 210V209H140ZM196 210V211H197ZM209 210H210V208H209ZM18 211H20V210H18ZM132 211L130 212V213H132ZM154 211H150V213H153V214H155L156 212H154ZM197 211V212H198ZM211 211V210H210ZM251 211V210H250ZM75 212V213H76ZM103 212H106V209H105V211H103ZM157 212V213H158ZM208 212V211H207ZM217 212V211H216ZM56 213V212H55ZM59 213V212H58ZM58 213H57V217L59 216L58 215ZM73 212H71V214H72ZM129 213V214H130ZM142 213H144L143 211H142ZM158 213V214H159ZM162 213H160V214H162ZM168 213V212H167ZM218 213V212H217ZM233 213V214H232ZM260 213V214H259ZM21 214V213H20ZM74 214V213H73ZM106 214H107V212L105 213V216L103 215V217H100V218H98L97 216V218L98 219H101V218H103V219H105L104 217H106V218H108L107 216H106ZM110 214V213H109ZM128 214V215H129ZM133 214H136V213H132V216H133ZM145 214V213H144ZM159 214V215H160ZM169 214V213H168ZM186 214V213H185ZM184 214V215H185ZM190 214H191V212H190ZM199 214V213H198ZM203 214H204V212H203ZM215 214L216 213H214V216H215ZM60 215H62V214H60ZM108 215V214H107ZM124 215V214H123ZM125 215H127V214H125ZM131 215V214H130ZM129 215V216H130ZM146 215V214H145ZM144 215V216H145ZM170 215V214H169ZM168 215V216H169ZM183 215V216H184ZM192 215V214H191ZM190 215V216H191ZM205 215V214H204ZM71 216V215H70ZM129 216H128V219H129ZM137 216H139V214L138 215H136L135 217L136 218H138ZM148 216V215H147ZM154 216V215H153ZM156 216V215H155ZM155 216L151 219L153 222H156V220H153V219H155ZM163 216H165L166 217V215L164 214ZM172 216V215H171ZM170 216V218H173V217H171ZM188 216V215H187ZM192 216H194V215H192ZM197 218L198 217H200L199 215L197 216V215H195ZM208 217H209V214L207 215ZM213 216V215H212ZM211 216V217H212ZM118 217H121V216H118ZM134 217V216H133ZM135 217L133 218L134 220H135ZM152 217V216H151ZM151 217H149V218H151ZM156 217H159V216H156ZM185 217H186V215H185ZM196 217H194L195 219H197ZM216 217V216H215ZM235 217H237V218H239L238 216H235ZM55 218V217H54ZM123 218L125 219V217L123 216ZM130 218H132L131 216H130ZM140 218V217H139ZM143 218V217H142ZM145 218H147V217H145ZM149 218H147V219H149ZM163 217H161V220H162V222L163 223H165L164 221L165 220H169V218H164V219H162ZM190 218V217H189ZM217 218V217H216ZM64 219V218H63ZM103 219H101L100 221H102ZM128 219H127V221H126V223L128 222ZM133 219H131V221L133 220ZM184 219V218H183ZM188 219V218H187ZM200 219V218H199ZM213 219V217L210 219V220H212ZM236 219V218H235ZM243 219H245V221H244V223L243 224H240L239 225V223H238V225L234 228V230H233V232H232V237H229V239L227 240V239H223V237L219 234V232L216 230L215 232H211L210 233V231H211V229H208L209 228V226H208V224H207V226H208V228L206 227V229L207 230H209V232L208 233H205V231H201V230H198L197 231V234H196V237L198 236V239L199 238H202V237H204V239L203 240H205V238H206V235L205 234H207V235H209V236H211L210 238H206V240H207V242H206V244H207V246L204 248L205 250H206V252H205V254H208L210 257H214L215 255L216 256H220L221 255V257L222 256H225V258H221L222 260H224L225 262H227V263H232V264H264V217L262 216V214H261V212H258V213H254V215L252 216V219H254V220H256V221H262L261 222V224H254V222H252L253 220L251 219V220H248L247 219V217L245 218V216L243 217ZM65 220V219H64ZM108 221H110L109 219H107ZM126 220V219H125ZM125 220H122V218H121V221L123 222V221H125ZM139 220V219H138ZM143 220H145V219H143ZM158 220L160 221V223H161V220H160V218H158ZM158 220H157V222H158ZM164 220V221H163ZM174 220V219H173ZM189 220H192V221H194L192 218H190ZM61 221H62V218L61 217H59L58 218V222H59V224L61 223ZM117 221H119V219L117 220ZM131 221H130V223H127V224H129L128 226H130V224H132L131 223ZM146 221V220H145ZM191 221V222H192ZM197 221L199 222V220L197 219ZM232 221H230V223H232ZM57 222V223H58ZM99 222V221H98ZM102 222H104V220L102 221ZM113 222V221H112ZM116 222V221H115ZM122 222H120V223H122ZM136 222H137V220H136ZM135 222V223H136ZM139 223L141 222L140 220L138 221ZM149 223H151L150 221H148ZM168 222L169 223H171L172 225H173V223L175 224L176 222H173L172 223V221L170 222V220L169 221H167L166 223L168 224ZM186 222H188V221H186ZM190 222V223H191ZM213 222V221H212ZM216 222V221H215ZM228 221H226V223H227ZM235 222V221H234ZM237 222V221H236ZM235 222V223H236ZM239 222V221H238ZM123 224L124 226L125 225H127V224ZM133 223H134V221H133ZM132 224L133 226L134 225H136L137 224V226L139 227L140 225H138V223H136V224ZM142 223V222H141ZM146 223V222H145ZM163 223H162V226L164 227L165 225H163ZM180 223H183L182 221L180 222ZM206 223H209L208 221H206ZM205 222H204V225L206 224ZM229 223V222H228ZM229 223V224H230ZM260 223V222H259ZM112 224V223H111ZM117 224V223H116ZM144 224V221H143V223H142V225ZM155 223H153V225H154ZM170 224V226H172ZM177 224H179V223H177ZM176 224V225H177ZM184 224H185V222L182 224L183 226H180V224H179V228H173L172 230L173 231H167L166 232V234H164V235H162L161 236V238L163 237V239H161V241L163 240V241H165V243H163V244H161L162 246H168V247H172L173 246V242L174 241H176V240H179V241H181L182 242V240H184V242H187L190 246H191V248H192V245H191V243L193 242V241H191V240H189L190 238L188 237V238H186L187 236V234H189L188 233V231H192V229L190 230V228L192 227V226H190L189 225V223H187V225H185L184 226ZM193 224V223H192ZM148 225V224H147ZM152 225V224H151ZM158 225V224H157ZM196 225V224H195ZM214 225V224H213ZM232 225V224H231ZM62 226V225H61ZM136 226V227H137ZM146 226V225H145ZM142 226L143 228H150L149 226L150 225H148V227L146 226ZM168 226V225H167ZM174 226V225H173ZM172 226V227H173ZM190 226V227H189ZM197 226H198V224H197ZM201 226V225H200ZM219 226V225H218ZM126 227V226H125ZM130 227H132V226H130ZM135 227V226H134ZM154 228V227H156V224H155V226H151V228ZM160 227H161V224H160ZM202 227V226H201ZM128 228V230H129V227H127ZM156 228H158V230H160V229H162V230H164L163 228H160L159 229V227L157 226ZM165 228V227H164ZM168 228V227H167ZM210 228H211V226H210ZM214 228V227H213ZM213 228H212V230H213ZM215 228H216V226H215ZM134 228H132V230H133ZM138 229V228H137ZM137 229L135 228L134 229V231L136 230L137 231ZM170 229V228H169ZM139 230H140V227H139ZM138 230V231H139ZM144 229H141V235H140V233L138 232V234L139 235H136V237L138 236V237H142V231H143ZM150 230V229H149ZM168 230V229H167ZM133 231V232H134ZM154 231V234H155V231H157L156 229H154L153 230ZM164 231H166V229L164 230ZM70 232V231H69ZM144 232V234H146L145 233V231H143ZM150 232V231H149ZM152 232V231H151ZM150 232V233H151ZM158 232V231H157ZM157 232H156V234H157ZM162 232V231H161ZM169 232V233H168ZM165 233V232H164ZM192 233V232H191ZM194 233V232H193ZM65 234V233H64ZM78 234V233H77ZM144 234H143V238H144ZM151 234H153V233H151ZM156 234H155V239L156 238H158V237H160V235L162 234V233H160L159 232V236L157 235L156 236ZM227 234H229V233H227ZM67 235H69V234H67ZM84 235V234H83ZM82 235V236H83ZM149 236H151L150 234H148ZM72 239H74V236L72 237V235H69ZM78 236V235H77ZM228 236V235H227ZM65 237V236H64ZM70 237L67 239L68 241H70L71 239H70ZM80 237V236H79ZM85 237V236H84ZM88 237V236H87ZM137 237V239H142V238H138ZM195 237V238H196ZM125 238V239H124ZM123 239H122V241H119V242H123L124 240H128L126 237H124ZM131 238H134L133 236H131ZM145 238H147V241H145V242H147V244H148V237H147V235H145ZM151 238H152V236H151ZM150 238V239H151ZM153 238H154V236H153ZM81 239V238H80ZM120 239V238H119ZM197 239V238H196ZM132 240V239H131ZM131 240H128V243H130V245L131 246H133V247H136V246H141V245H143L142 243L144 242V241H142V243H140V245H139V243L135 246V244H136V242H131ZM134 240H136V239H134ZM138 240V241H139ZM143 240V239H142ZM159 240V239H158ZM193 240V239H192ZM5 241H7V240H5ZM117 241V240H116ZM151 241V240H150ZM153 241H154V239H153ZM160 241V242H161ZM173 241V242H172ZM190 241V242H189ZM9 242V241H8ZM72 242H74V241H72ZM72 242H70V243H72ZM79 241H76V243L75 244H73L74 246L75 245H77V243H78ZM84 242V241H83ZM88 242V241H87ZM118 242V241H117ZM194 242H196V241H194ZM85 243V242H84ZM121 243H119V244H121ZM124 243V242H123ZM176 243H178V242H176ZM176 243H174V244H176ZM200 243V242H199ZM202 243V242H201ZM4 244V243H3ZM179 244V243H178ZM188 244H186V245H183V242H182V244L181 245H183V247H182V249L184 248L185 249V247L184 246H187ZM2 245V244H1ZM66 245H68V244H66ZM72 245V246H73ZM94 245H96V244H94ZM121 245H123V244H121ZM127 245H129V244H127V242H126V244H125V246H127ZM199 245V244H198ZM70 246V245H69ZM73 246V247H74ZM150 247L152 246L153 248H154V246H153V243H151L150 245H149ZM176 246L177 245H175L174 247L176 248ZM180 246V245H179ZM194 246V248L196 247L195 245H193ZM200 246V245H199ZM205 246V245H204ZM65 247V246H64ZM77 247V246H76ZM99 247V246H98ZM128 247V246H127ZM132 247V248H133ZM157 247V246H156ZM155 247V248H156ZM167 247V248H168ZM198 247V246H197ZM2 248V247H1ZM82 248V247H81ZM80 248V250H82ZM91 248H92V246H91ZM94 248V247H93ZM100 248V247H99ZM131 248V249H132ZM141 248H143L142 246L140 247V249ZM166 248V249H167ZM179 248H181V247H179ZM179 248H176V249H178L179 251H180V249ZM191 248H188L189 250H192ZM3 249V248H2ZM44 249V248H43ZM70 249H71V247H70ZM86 249V248H85ZM90 249V248H89ZM124 249H125V247H124ZM150 249V248H149ZM187 249V248H186ZM185 249V250H186ZM195 249H197V248H195ZM44 250H46V248L44 249ZM73 249H71V250H69V255L70 254H73V252L72 253H70V251H72ZM74 250H77V248L76 249H74ZM73 250V251H74ZM88 250V249H87ZM87 250H84L85 252H87ZM94 249H92V251H93ZM126 250H129V249H126ZM135 250V249H134ZM138 250H139V248H138ZM143 250V249H142ZM153 250V249H152ZM157 250L159 251V252H162L163 250H161V248H158L157 247ZM188 250V251H189ZM198 250V249H197ZM0 251H3V250H0ZM89 251H91V250H89ZM88 251V252H89ZM99 251V250H98ZM124 251V250H123ZM144 251V250H143ZM151 251V250H150ZM150 251H148V253L150 252ZM154 251H155V249H154ZM167 252H168V254H169V252L171 251V249L169 250H166ZM78 252V251H77ZM82 252H83V250H82ZM84 252V253H85ZM96 252V251H95ZM95 252H93V253H95ZM104 252V251H103ZM103 252H101V254H104L105 252H108V251H105L104 253ZM125 252V251H124ZM131 252V251H130ZM138 252V251H137ZM140 252V251H139ZM139 252L137 253V254H139ZM152 252V254L154 253L153 251H151ZM165 252V251H164ZM175 252V250L173 249V253ZM181 252V251H180ZM187 252V251H186ZM193 252H194V250H193ZM197 252V251H196ZM195 252V253H196ZM202 252V251H201ZM199 250H198V252H197V254L198 255H201L200 257H203L202 255L203 254H200L201 253ZM90 253V252H89ZM93 253H91V254H93ZM109 253V252H108ZM170 253H172V251L170 252ZM179 253V252H178ZM178 253H176V254H178ZM182 253H185V252H182ZM181 253V254H182ZM195 253H192V255H194ZM204 253V252H203ZM80 254V253H79ZM79 254H78V258H79ZM101 254H100V256H101ZM116 254H117V252H116ZM131 254V253H130ZM134 254V253H133ZM136 254V253H135ZM144 254H145V252H144ZM162 254H163V252H162ZM187 254H190V251H189V253H187ZM197 254H195L194 256H195V260H196V255ZM62 255V254H61ZM81 255H82V253H81ZM80 255V256H81ZM87 255V254H86ZM109 255V254H108ZM115 255V254H114ZM142 256V254H139V256ZM148 255H151V253L150 254H148ZM170 255V254H169ZM169 255H168V257L167 258H169ZM171 255H173V254H171ZM174 255H175V253H174ZM173 255V256H174ZM185 255H186V253H185ZM24 256H25V254H24ZM83 258H82V256L80 257L81 259H84V258H86V256L83 254ZM93 256V255H92ZM92 256H91V258H92ZM133 256H135V255H133ZM132 256V257H133ZM139 256L137 255V257H136V259L137 258H139ZM163 256V258H165L164 257V255H162ZM172 256V257H173ZM187 256V255H186ZM190 256H191V254H190ZM189 256V257H190ZM207 257V259L208 258H210V257ZM18 257V256H17ZM17 257L15 258V259H17ZM64 257H65V255H64ZM67 257V256H66ZM69 257V256H68ZM72 257H75V258H77V255H74V256H71V258ZM89 257V256H88ZM109 257V256H108ZM115 257H117V255L115 256ZM123 257H125L124 256V253H123ZM123 257H120L119 259H121V258H123ZM152 257H153V255H152ZM152 257L150 256V258L152 259ZM171 257V256H170ZM189 257H188V260H190V259H192L193 257H191L190 259H189ZM70 258V257H69ZM90 258V257H89ZM88 258V259H89ZM133 258H135V257H133ZM149 258V257H148ZM154 258V257H153ZM162 258V259H163ZM203 258H205V257H203ZM202 258V259H203ZM11 259H12V257H11ZM19 259V258H18ZM23 259H24V257H23ZM166 259V258H165ZM214 259V258H213ZM213 259L211 258L210 259V261L213 263V262H215V260L213 261ZM218 259V258H217ZM12 260H14V259H12ZM11 260V261H12ZM66 260L67 259H64V261L66 262ZM69 260V259H68ZM67 260V261H68ZM74 260H76V259H74ZM73 260V261H74ZM86 259H84V261H85ZM93 260H94V258H93ZM122 260H124V258L122 259ZM146 260V259H145ZM154 260V259H153ZM193 260V259H192ZM205 260V259H204ZM203 260V261H204ZM209 260V259H208ZM220 260V259H219ZM218 260V261H219ZM10 261V262H11ZM21 261V260H20ZM69 261H71L72 262V264H73V261L72 260H69ZM79 260H77V262H78ZM81 261V260H80ZM84 261H82L81 263H84ZM88 261V260H87ZM92 261V260H91ZM90 261V262H91ZM119 261V260H118ZM121 261V260H120ZM119 261V262H120ZM150 261H152V260H150ZM197 261H198V259L196 260V264H198V263H203V264H206V261L205 262H198L197 263ZM200 261V260H199ZM202 261V260H201ZM63 262V261H62ZM61 262V264H63ZM89 262V261H88ZM96 261H94V263H95ZM100 262V261H99ZM119 262H118V264H119ZM156 262V261H155ZM154 262V263H155ZM193 262H195V261H193ZM208 262V261H207ZM211 262H208L209 264L211 263ZM221 262V261H220ZM219 262V263H220ZM18 263V262H17ZM21 263V262H20ZM23 263V262H22ZM67 263V262H66ZM87 263V262H86ZM98 263V262H97ZM137 263L139 264L140 263V261L138 262V259H137ZM145 263H149L148 262V260H147V262H145ZM151 263V262H150ZM152 263H153V261H152ZM190 263V262H189ZM207 263V264H208ZM219 263H214V264H219ZM19 264V263H18ZM78 264V263H77ZM79 264H80V262H79ZM188 264V263H187ZM222 264V263H221Z\"/></svg>","mask_w":264,"mask_h":264}]
</instances>
